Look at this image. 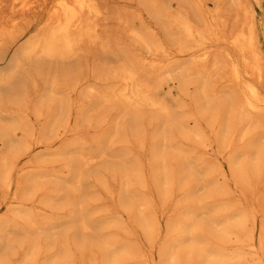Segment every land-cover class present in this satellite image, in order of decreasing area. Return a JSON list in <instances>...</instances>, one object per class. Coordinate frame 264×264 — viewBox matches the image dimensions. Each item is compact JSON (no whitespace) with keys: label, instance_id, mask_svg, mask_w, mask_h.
Returning a JSON list of instances; mask_svg holds the SVG:
<instances>
[{"label":"bare ground","instance_id":"bare-ground-1","mask_svg":"<svg viewBox=\"0 0 264 264\" xmlns=\"http://www.w3.org/2000/svg\"><path fill=\"white\" fill-rule=\"evenodd\" d=\"M229 1H231L230 3L235 4L239 8H241L242 11H243V13H244V17H243L241 23L237 27L232 28V29L229 27V24H228V19L229 18H227V17H226L227 19L224 18L225 15L222 14L223 12L220 10V8L222 7V6H220L222 0H0V141L2 142V144H5V143L7 144L6 145V148L8 146V151L7 152L0 151V172L2 171L3 172V175L5 174L4 182L3 183L1 181L0 182H1V184L4 185L3 188H5V191L7 193V197L5 198V200L3 199L4 200L3 204L6 203V202H10L11 204H13L12 207L14 205L17 206L18 205L17 203H19V201L21 200V198H23V195L20 194V187L22 186L21 185V180H20V178H21L20 177V174H18L19 177L17 176L18 179L14 180L13 177H12V174L13 173L10 170L14 167L13 166L14 165L13 163H15V160L14 159L16 158V159H18V161L20 160L16 156L19 155V154H21L20 155L21 158L27 156L32 151L34 145H45V146H52L53 145V142L51 143V142H47L46 141V139H45V135L46 134L44 133L45 131H47L49 133L47 135L56 134V136H58V135L59 136L66 135L68 132L71 133V131L73 129V126H72L73 124L71 125L72 126V129L71 128H68V124L71 123V119H73L72 116L74 118L75 117L76 118L77 117L78 118H80V117L81 118H85V119L89 120V122H90L91 121L90 120L91 118H89V117H92V119H93V116H91V115H93V114H96V115L97 114H100L102 112V106H104V105L106 106V104H108V103H110L109 107L112 106L111 103H117L118 104L117 107H120L119 104L120 105H123L124 108L126 107L125 110L128 109L126 111H129L128 112L129 114H130V112H132L131 114H133V117H134V115H136V113L138 111L140 112L139 109L141 107H143V106H144L143 108H146V109H144L145 111L149 107H153V108H156L158 111L161 110V111H163V112H165L167 114L168 112H167V109L166 108L168 107V105L166 104V106H163L165 103L161 102V99L159 100V98L157 96H159V94H160L159 91L163 87V84H167L168 83V78L171 75L173 76L172 77V80L175 81L174 83H178L180 87H181V85L183 87V86H186V84L189 83V82H193L194 83V81H195V83L197 84L199 82V80H198V78H196L197 76H195V75H199V78H200V74H202L203 71L208 75L210 72H212V71H209V69H208L210 66L211 67H217L218 70L221 71V72L224 71L225 69L228 71L227 82H230L233 86L232 87H229L230 92H227V98L229 97V99L227 100V104L225 102L222 103V104H224V105L221 106V108H223L222 110L224 111V112L221 111V114L222 115H219L220 114L219 111L221 110V108H220V110L217 108L218 109V112H219L218 115L220 116V119L222 118L220 120V122L221 121L224 122L223 123V126L225 128V129H223L224 130V133L225 132L226 133L231 132L232 128L234 126H236L237 123H239L238 121H241L243 118H246L247 115L250 116V114H251V116H252V113H254L253 117L254 116H257L258 117L261 114L264 115V54H263L262 49H261V46H260V36H259V32H258V29H257V22H256V11L252 7L250 8V6L247 5V3L243 2L242 0H229ZM225 2L226 1H224L223 3H225ZM220 13H221V15H224V17L220 16L219 15ZM235 16H237V14ZM239 17H240V15H239ZM237 20H239V19L237 18ZM238 23H239V21H238ZM221 43H224L225 45L224 46H221V47H218L217 49L214 48L215 47V44H221ZM215 51L217 52L216 54L214 53ZM186 55H188L190 57L188 62H187L188 59L185 58L187 63L185 62V59H184V57ZM221 57H223V59H224L225 62H222L220 60ZM206 69H208V71H209L208 73H207V70ZM191 74H195L194 76L198 80V82H196V80H194V78H193L194 81H190L189 80L190 79L189 75H191ZM210 74L208 75V77L209 76H213L214 77V75H210ZM43 75L45 76L44 79L46 78V82H48V84H49V85L47 84L48 85V88L47 89H46V87H43V88H45L48 91L46 93L47 94L49 93L48 95H50V96H48L47 94H46L47 96L45 94H41V95H43V96L45 95L46 97H50V101L47 100L49 98H47L46 99L47 101H45V100H42V98H39V97H38L39 98L38 99L37 96H36V93L39 91V81H38V78L39 77H42ZM214 78H216V77H214ZM185 79L186 80L188 79L189 81L187 82ZM207 79H209V78H207ZM210 79L212 80V82H213V80L215 82V79H212V78H210ZM202 81L205 82L207 80H205V78H204V80H202ZM214 82H213V84H214ZM184 83H186V84H184ZM204 84L205 83H203V85L200 86V89L199 90H200L201 98H203L205 101L208 102V100L210 101V99H208V98L211 97V96L208 97V92L206 91V88H205L208 84L206 83V86H204ZM42 86H44V85H42ZM179 86H178V89H179ZM43 88H41V89H43ZM45 89H43V90H45ZM237 89L240 91V95H241V97L239 96L240 101H239V99L237 100V96H236V93H235L236 92L235 90H237ZM181 90L179 89L180 92H183ZM45 91H43V93ZM208 91L209 92L211 91L210 88H208ZM168 92H169V90H168ZM180 92H178V93L180 94ZM215 92L216 91H214V94H216ZM39 93H42V92L39 91ZM72 93H78V94H80L82 96V98L85 99L82 102L87 101V106L84 104L83 106H80V108H79V106H78L79 103L77 101H75V102H77V106H78V107L77 106L76 107L79 108V109L76 110V111L75 110L72 111V108L69 105V101H70V103L72 102L71 100H69L70 99L69 96ZM211 93H213V92H211ZM211 93H209V94H211ZM222 94H223V92H222ZM80 95H79V97H81ZM43 96H41V97H43ZM78 98H76V99L78 100ZM191 99H193V98H191ZM203 99H202V101L204 102ZM35 100H37V102L39 100V104L36 103L37 104L36 107L35 106L33 107V105H35V104H33ZM194 100H195V98H194ZM203 102L201 103V105L203 104ZM217 102H219V101H217ZM30 103H32V105H30V107L32 106L33 109H32V107L31 108L28 107V105ZM191 103H189V104H191ZM195 103H196V101H195ZM175 104H173V105H175ZM211 104H213V103H210L209 108L212 110V109H214V107L211 108L213 106V105L211 106ZM216 104L219 105L218 103H216ZM183 105H185V104H183ZM183 105H182V107H176V110L178 108H179V110L181 108H183ZM201 105H199V107L201 109H203L202 107H203L204 104L202 105V107H201ZM84 106H86V107H84ZM98 106H99V108H98ZM113 106H116V105H113ZM206 106H207V103H206ZM233 106L235 108H233ZM107 107H108V105H107ZM219 107H220V105H219ZM24 108H26V109H24ZM27 108L32 109L31 110V114H33L36 117L35 120H37V119L39 120L40 119V116H41L42 119L43 118L45 119L46 122H44V119H43L42 126H41V124L39 125V127L41 126V129H40L41 131L38 130L39 127L37 128L38 133H41L42 132L43 134L42 135L40 134V136L35 137L34 140H33V142L32 143H29L27 141L28 138L26 137V139H25L24 138L25 137V134L23 133L24 134V137L22 139L23 140L25 139V141H23L22 139L21 140L20 139L19 140L14 139V140H16V142H14L12 140V138H11V137L15 138L13 136V133H15L16 130H18V131L19 130L24 131L27 128V126L24 124V121L25 120L23 121V119L25 117L24 118L22 117V114H23L24 110H27ZM120 108L122 109V106ZM187 108H189V107H187ZM103 109L107 111V109H105V108H103ZM109 109L111 110V108H109ZM169 109H170V107H169ZM169 109H168V111H169ZM206 109H203L202 112H206V111H204ZM150 110L151 109H148L147 111L149 112ZM183 110H184V108H183ZM187 110L188 109H186V111L184 110V112H187L188 113ZM113 111H115V110H113ZM122 111H124V109ZM126 111L124 112L126 115L125 114H122V113H121L122 115L120 113L119 114L122 117H124V115H125V117L126 116L132 117V115L130 116L129 114H127ZM147 111L144 112V113H146V115H148ZM173 111H175V109ZM108 112H106V113H108ZM199 112H201V111H198V113ZM111 113L112 112L110 111L109 114H111ZM115 113H113V114H115ZM144 113L141 112V114H143V115H144ZM175 113H170L169 116L168 115L167 116L168 117H173L172 115H175ZM101 114L104 115L103 113H101ZM151 114H153V111H152ZM157 114L159 115V113H156V115ZM255 114H258V115H255ZM42 115H43V117H42ZM180 115H182V113H180ZM186 115H188V114H186ZM45 116H46L47 119L50 117V122L49 123H48L47 119L45 118ZM167 116L166 117L164 116L166 119H163V120L162 119L157 120L156 119L157 116L155 118L157 121H161L162 127H161V124H159V125H160V128H162L163 132H165L163 125L165 123H167V124L164 125V126H166L169 123H171V121H167ZM176 116L177 115H175V118H176ZM221 116H223V117H221ZM6 117H9V120H11L10 119V117H11L12 120L15 121L14 122V125L11 122L10 124H12V126H10L6 122V119H7ZM98 117L101 118L100 116H98ZM133 117H132V119H133ZM139 117H140V115H139ZM178 117H180V118L182 117L183 118V116H178ZM262 117L263 118H261V116H260L261 121L264 120V116H262ZM78 118H77V121H78ZM189 118L191 119L192 117L189 116ZM256 118H255V120H256ZM75 119H74V122H77V121H75ZM108 119H106V120H108ZM111 119L113 121H111V120H109V121H111L113 124H115V122L117 121L118 118L116 117V119H115L114 117H111ZM176 119H178V118H176ZM247 119H249V118L247 117ZM79 120H81V119H79ZM100 120L101 121L103 120L104 122H106V120L104 119V117H103V119L101 118ZM136 120H138V119H136ZM143 120L145 121V119H143ZM165 120H166V122H164ZM251 120L253 122L252 125H254L256 123V121L254 123V119H251ZM82 121H83V119H82ZM94 121L96 123L97 118ZM179 121H180V123H182V124H179V130H181L180 132H185V134H184V136H185L187 134V132L185 131V129L187 128V124H186V128H184V126H185L184 125L185 124L184 121L183 120H179ZM181 121H183V122H181ZM217 121H219V119ZM27 122L28 121H26V124H28ZM60 122H62V123L60 124ZM91 122H93V121H91ZM91 122H90V124H92ZM98 122H100V121L98 120ZM104 122L99 123V125H102V123L104 124ZM127 122H129V124L131 123L130 126L127 124ZM176 122H177V120L175 121V124H176ZM222 122L221 123H218V124L221 125ZM43 123H46V124H44L45 125L44 126L45 131H44V129H42L43 128ZM110 123L108 122L107 125L108 124L110 125ZM123 123H126L127 124L126 126H129V127H131V125L134 124V123L132 124V122H130V121H126V122H123ZM156 123L154 122V125L155 124L158 125V123H160V122H156ZM193 123H195V122H193ZM116 124L114 125V128L120 126V125L118 126ZM122 124H121V126L123 127L124 124L123 125ZM61 126H62V129H61ZM168 126H167V128H170V126L169 127ZM134 127L135 126L133 125V129H134ZM145 127H146V125H145ZM135 128H137V127H135ZM139 128L137 130H140ZM174 128H178V127L174 126ZM133 129H131V133H132V130ZM112 130H113V126H112ZM126 130H128V129H126ZM126 130L124 129V131L122 130V132H125ZM134 130H136V129H134ZM32 131H33V129H32ZM118 131H119V129L118 130L116 129L115 131L113 130L114 134H112V136L110 135L111 134V131H110V134H107L108 137H107L105 131H104L105 132L104 134L106 135L107 138H112V137L116 136V134L118 133ZM197 131H200V130H197ZM220 131H218V132L220 133ZM101 132L103 133V131H101ZM108 132H109V129H108ZM122 132L120 131V133H122ZM152 132H153V129H152ZM180 132L178 134H180V137H181V133ZM60 133H62V134L60 135ZM133 133H135V132H133ZM133 133L131 134L132 135L131 137L135 136V134H136L135 133L133 135ZM137 133H139V132H137ZM141 133H143V132H141ZM141 133H139V134L141 135ZM155 133H156V129H155L154 134ZM161 133L162 132H160V134ZM72 134H73V132H72ZM124 134H126V132ZM127 134L129 135V133H127ZM157 134H158V132H157ZM160 134H159V136H160ZM165 135H166L165 133L162 135L163 136L162 139L166 142L167 137ZM98 136H100V133L99 132H98ZM109 136H111V137H109ZM125 136H123V137H125ZM151 136H152V134H151ZM171 136H173V135H171ZM61 137H59V138H61ZM77 137L78 136H75V138H77ZM226 137L224 136V138H226ZM78 138L81 139V137H78ZM78 138L75 139L74 141L72 139V141L74 142V144H75L76 140H79ZM95 138H96V136L93 138V140ZM99 138H102V136L99 137ZM115 138L118 139L117 136ZM133 138H132V140L135 139V138L134 139ZM173 138L171 137V139L174 140V141H172L170 139H168V140H170L171 142L174 143L175 142V138L174 139ZM31 139H32V137H31ZM151 139H153V138H151ZM70 140H71V138H70ZM95 140H94V143H96ZM103 140H104V142L106 144L105 145L104 142H102L104 144L103 146L104 147L107 146V148L104 149V147L101 146L102 149L100 151H102L103 149H104V152H105L106 149H107L106 151H110V149H112V147L111 148L109 147L110 149L108 148V145H109L108 142H110V141H108V139H107L108 142L105 141L106 139H103ZM115 140L113 139L112 140V143L113 142L115 144L118 143L119 140L117 142H115ZM120 140H122V137H121ZM158 140H159L158 142H160L159 143V146H160V144L162 142H161V139H158ZM83 141L85 142L84 138H83ZM124 141H126V140H124ZM256 141L257 140H255V142ZM71 142H69V143H71ZM88 142H89V139H88ZM88 142H87V145H90V142L89 143ZM141 142L144 143L143 140ZM80 143L81 142H79V146L81 147L82 144L80 145ZM126 143H127V141H126ZM167 143H168V145L171 144L169 142H167ZM76 144H77V142H76ZM115 144H111V146H113ZM176 144L177 143H175L173 145V147L176 146ZM66 145H68V144H66ZM92 145H93V141H92ZM92 145H90V146H92ZM116 145H118V144H116ZM162 145L164 146V144H162ZM178 145L180 146L181 144H178ZM68 146H73V145L71 143ZM79 146L78 147L75 146V147H77V149H78ZM83 146H84V144H83ZM85 146H86V144H85ZM90 146L89 147L87 146V147L91 151V148L92 147L90 148ZM75 147L73 149H75ZM94 147H96V146H94ZM140 147H143V146L141 145ZM165 147H167V146L165 145ZM165 147H162V148H165ZM170 147H172V146H170ZM181 147H182V145H181ZM175 148L177 150V147H175ZM57 149L60 150L59 148H57ZM82 149H85V148H82ZM94 149L96 150V148H93V150ZM119 149H121V152H122V148H119ZM178 149H179V147H178ZM49 150H48V152L51 151V150L50 151ZM62 150L65 151L66 149H62ZM62 150H61V153H62ZM81 150H78V151L81 152ZM114 150H113L112 153H114ZM166 150H168V149H166ZM173 150H175V149H173ZM179 150H181V151H179ZM179 150L178 151L180 153H182V154L186 151V150L185 151L182 150V148L179 149ZM258 150H260L259 152H261L262 149H258ZM258 150H256L257 151L256 155L255 154L254 155L250 154V155H252V158H253V156H255L256 159H257V161H256V159L254 157V159L252 160V162L250 161V163H253L254 165H256V167H255L252 164L254 166L253 168L254 169L257 168V170H258V168H260L261 165L264 168V152L258 153ZM72 151H74V150H72ZM84 151L86 152V150H82V152H84ZM92 151H91V154H92ZM98 151H99V149H98ZM154 151L156 152V150H154ZM182 151H184V152H182ZM262 151H264V150H262ZM56 152H57V150H56ZM82 152L80 153L81 155H82ZM85 152L83 153L82 157H81V155H78L77 152H75L77 154L75 156L74 155L73 156L74 157L78 156L79 161L81 163L80 158L83 159L86 156V155L84 156ZM96 152H97V150H96ZM169 152H170V149H169ZM186 152L188 153V151H186ZM50 153H53L54 157H56L57 155H59V154H57L58 152L56 153L57 155L55 154V150H52V152H50ZM70 153H72V152H70ZM70 153L69 154L67 153V155H65V156H68V157H64V153H63L62 154L63 156L61 155L62 156L61 159L63 157H64V159L65 158H70L71 157L70 155H72ZM98 153H99V155H100V153L102 154V152H98ZM124 153H127L126 150H125ZM160 153H162V152H160ZM170 153L173 154L172 150H171ZM245 153H247V152H243V150H242L241 153L236 152L233 155V158L231 159V161L229 162V167L230 168H234L236 170H239L242 175H244L243 173H244V170L246 169V168L244 169V167H246V166L243 165V164L242 165L244 167L241 166V164H239V162L242 160L241 157ZM15 154H16V156H15ZM91 154L89 152V156ZM93 154H94V152H93ZM106 154H107V152H106ZM108 154H109V152H108ZM115 154H116V152H115ZM117 154L120 155V153L118 152V150H117ZM87 155H88V153H87ZM99 155H97L96 153L94 154V156H98L99 157L98 160L104 159V157L106 158V155L103 157V154H102L101 157H103V158H100ZM124 155H126V154H124ZM124 155H123V157H125ZM157 155L158 154L154 155V157L157 156ZM164 155H165V152H164ZM173 155H175V154H173ZM250 155L248 154L249 157H250ZM11 156H13L14 162H11L12 161V158H11V161H10V157ZM121 156H119V158L112 159L113 160L112 162H115L114 160L120 159V161H116L118 163L116 165H119V163L121 164V159L123 158V157L121 158ZM175 156H177V155H175ZM181 156H183V155H181ZM59 157H60V155H59ZM87 157L88 156H86L84 159H87ZM98 157H93V158L89 157L87 160H89V161L91 160L92 161V160H94V158H98ZM112 157L114 158V155ZM131 157L132 156L130 155V158ZM245 157H246V154H245ZM49 158H47V159H49ZM71 158L69 160H71ZM107 158L110 161L111 156H108ZM127 158H129V157H127ZM130 158L128 160H130ZM160 158H163V156H161ZM196 158L198 160V157H196ZM252 158H250V160ZM57 159H59V162H60V158H57ZM57 159H56L55 162H57L56 165H59L60 163H58ZM126 159H124V160H126ZM246 159H249V158H246ZM31 160L30 161H27V162H24L21 166L19 165V166L16 167V165H15V167H16V170L15 171H21V170H23L25 168L26 164L29 167L30 166V162H32L31 165L34 164V161L33 160L31 161ZM69 160H66V162L69 161ZM72 160H74V158ZM124 160L122 161V163L124 162ZM131 160H130V164H132ZM162 160H164V159H162ZM197 160L195 159V161L197 163H199V161H201L200 159H199V161H197ZM243 160H245V159H243ZM18 161H16V162H18ZM62 161H63V159H62ZM104 161L106 162L108 160H104ZM104 161H101V162L102 163H105ZM188 161L190 162V160H187V162ZM247 161L248 160L244 161V163L247 162ZM66 162H64V163H66ZM76 162H78V161L76 160ZM76 162L75 161L73 162V166L74 167L72 169L77 171V169L79 170L80 168H75V166H78V163H79V162L78 163H76ZM84 162L86 164V161L85 160H83V163ZM101 162L99 164H101ZM67 163L69 165V162H67ZM70 163H72V162L70 161ZM74 163H75V165H74ZM115 163H112V164H115ZM169 163H170V161H169ZM191 163H189V164H191ZM195 163H194V165H197ZM88 164L89 163H87L86 165L89 166ZM134 164H132V165H134ZM80 165L81 164H79V166ZM101 165L104 167L103 168L104 171H105V168H107V169L109 168V170H111L110 169L111 166L109 167V163H108L107 166H105L106 164L105 165L101 164ZM101 165L100 166H96V168L98 167L97 169H99V167H101ZM110 165H111V163H110ZM125 165H126V163H125ZM132 165H130V166H132ZM183 165H185V162L182 163V167H183ZM187 165H188V163H187ZM63 166L64 165H62L61 167L63 168ZM69 166L72 167V164L69 165ZM87 166H84V167H86V170L88 168L91 169V167H88L87 168ZM120 166L121 165L118 166L119 169H120ZM130 166H129V169L132 170V167L130 168ZM167 166H169V165H165V162L162 163V171L160 173V178L162 177L161 178L162 181L164 180L163 183L165 182L166 185H169L168 184L169 183V179L172 178V177L169 178V176L167 174ZM179 166H180V163H179ZM190 166H192V165H190ZM190 166H189V168H190ZM198 166H200V165L198 164ZM198 166H196V167H198ZM61 167H58V168L61 169ZM70 167H68V170L71 169ZM134 167L137 168V169L140 168L139 166H134ZM159 167H160V170H161V165ZM185 167L186 166H184V168ZM196 167H193V168H195L196 170L199 169V168H196ZM205 167H207V166H205ZM30 168H32V167L30 166ZM64 168H65V166H64ZM96 168H95V171L97 170ZM113 168H115V167L113 166ZM184 168H182V169H184ZM56 169L55 170H51V171L52 172L54 171V173H56L55 172ZM101 169H99V170H101ZM124 169H126L127 171H129L128 170V164H127V168L125 166ZM13 170L14 169H12V171ZM62 170H64V169H62ZM109 170L107 172H109ZM115 170L117 172V168H115ZM115 170L112 173V176L111 177H114ZM120 170H123V169H120ZM139 170H137V171H139ZM184 170H186V169H184ZM215 170H217V167H216ZM249 170H250V166H249V169L248 170L246 169L245 171L247 172ZM257 170L256 169H255V171L253 170L254 173L255 172L258 173L259 171L257 172ZM25 171H26V169H25ZM38 171H40V169H38ZM43 171L44 170H41L42 176H43V173H44ZM81 171H83V170H81ZM81 171L79 170L78 173L76 172L77 175L75 176L73 174V172H75V171H71L70 170L69 172H72V174H73L72 176L74 177L73 180L71 179L70 182L68 181L71 185L68 184L69 185L68 186V185L64 184L65 186H63L62 184H60L62 186L61 188H64L66 186L68 187V188H66L67 191H68V193H70V192L71 193H74V194L77 193V196L76 197H78L79 196V193H81V191H80L81 186H82L81 185V183H82L81 179L84 180V181L87 179V178L83 179V177H85L87 174H85L84 172H81ZM95 171H92V172H95ZM104 171H102V172L103 173H107L106 171L105 172ZM192 171L190 173H192ZM203 171H205V170H203ZM59 172H62V171L59 170ZM80 172L81 173H84L85 176L81 177L82 174ZM92 172H89V173H92ZM179 172L181 173L180 169H179ZM21 173H22V171H21ZM48 173L51 174L50 171H48ZM190 173H189V175H190ZM193 173H194V171H193ZM41 174L40 175L38 174L37 176H39V178H40ZM56 174L61 175V173H56ZM109 174H111V173H109ZM109 174H108V176H110ZM204 174H206V171H205ZM218 174L223 178V180L226 179V176H227L226 175V170L224 169V166L223 165L220 166V169L218 170ZM0 175H2V174L0 173ZM66 175H64V176H66ZM91 175H93V174H91ZM117 175H118V177H120V179H122L124 177L123 176L121 178V176L118 173H116L115 176H117ZM173 175H174V177L176 176L175 174H173ZM189 175H187L188 178H189ZM197 175H200V174L198 173ZM197 175L195 173V175H190V176H197ZM246 175H248V174L245 173L244 177ZM250 175H252V174L250 173ZM33 176H34V174H33ZM37 176H36V178H38ZM42 176H41V178H42ZM46 176L47 175H45V177ZM62 176H63V174H62ZM93 176H96V175H93ZM97 176L95 177V179L97 178ZM200 176L199 177L197 176L198 179H200L202 177V176L201 177ZM48 177L49 178H47V180L50 179V176L49 175H48ZM52 177H51L52 179L50 181H53V179H56V178H54V176H52ZM69 177H66V178L68 179ZM180 177H182V176H180ZM185 177H186V175H185ZM204 177L206 178V175H203L202 178H204ZM212 177H213V175H212ZM98 178H99V180H95L94 178L93 179L100 184V182H102V180H101L100 176H98ZM139 178L140 177H138V179ZM182 178H180V179L182 180ZM202 178L200 179L201 181L206 180V179H203L202 180ZM60 179H61V177H60ZM142 179L144 180V178H140V180H139L140 182H138V180L136 178L137 182H135V183H137V185L139 186L140 185L139 183L145 181V180L144 181H141ZM198 179H196V180H198ZM45 180L44 181L42 180V181L45 182ZM57 180H58V178L56 179V182L59 181V180L58 181ZM130 180H133V182H134L135 181V178L134 179H130ZM38 181L39 180H37V182ZM121 181L122 182H125V180H121ZM162 181H160L161 182V185H162ZM206 181H204V182H206ZM43 182H41V183L42 184H45L46 183V182L45 183H43ZM63 182H61V183H63ZM71 182H73V183H71ZM97 182L96 183L94 182L95 186H96V184L98 186V183ZM204 182L202 184H204ZM65 183H67V182H65ZM127 183H129L128 184L129 187L132 188L131 187L132 185H130V182L128 181ZM165 183H164V185H165ZM206 183H209V182H206ZM42 184H40V185H42ZM232 184H233V182H232ZM104 185H106V184L104 183ZM141 185H143V184H141ZM170 185H172V183ZM207 185H210V184H207ZM42 186H38V187L41 188ZM90 186H91V184H90ZM90 186H88L89 187V190L91 189ZM124 186L127 187L126 184H124ZM124 186H123V189L125 188ZM138 186H136V187L140 189L141 187H138ZM180 186L182 187L183 185H180ZM34 187H36L35 189H38L37 186H34ZM99 187H100V185H99ZM129 187H127L126 189H129L130 190ZM142 187L144 188V187H147V186H145V184H144V186H142ZM101 188H103V187L101 186ZM143 188H141V189H143ZM207 188H209V187H207ZM207 188H205V189H207ZM48 189L49 188H47V190ZM52 189H54V188H52ZM59 189H60V187H59ZM41 190H43V189H41ZM84 190H86V188ZM104 190L107 191V188L104 187ZM110 190H112V189H110ZM133 190L136 191L134 188H133ZM203 190H204V187H203ZM61 191H62V189L58 190L57 191V194H59V193L60 194H63V193H61ZM94 191H95V188H94ZM94 191L93 190L91 191L92 192V195L94 197L90 194V192L89 193L86 192L87 194H90V199H88V196L89 195H87L88 201L89 200L91 201L92 200L91 199L92 197H93V200H96L94 198H95V195H96L97 192L95 191V194H94ZM109 191L107 193H109ZM131 191H132V189L129 192H131ZM134 191H133V194H135V195H133V196L136 197V195H137L136 192H138V191H136V192H134ZM45 192H46V190H45ZM45 192H43V194ZM48 192H49V190H48ZM54 192H56V191H54ZM111 192H110V194L112 195ZM124 192H126V190ZM127 192H128V190H127ZM166 192H167V190H166ZM51 193H52V197H54L53 196V192H51ZM183 193H185V192H183ZM48 194H50V193H48ZM125 194L121 195L122 198L124 197ZM129 194H132V192L129 193ZM186 194L188 195L189 193H186ZM64 195H65V191H64ZM84 195H85V193H84ZM164 195H166V193H164ZM187 195H185V196H187ZM1 196H3V195H1ZM57 196L58 195H56V197H55L56 200H57ZM68 196H70V194ZM127 196H129V195H127ZM64 197H63V199H64ZM76 197L73 196L72 199L74 198L73 200L75 201V199L77 200ZM135 197H132V195H130V199L132 198V200L135 199ZM55 198H53V199L51 198V199L54 200ZM60 198H59V200H60ZM70 198L68 197V199H70ZM80 198L83 199V197H80ZM124 198L127 200L126 195H125ZM215 198H216V196H215ZM0 199L2 200V198H0ZM73 200H72V202H73ZM79 200L77 201V203H79ZM85 200H86V196H85ZM119 200L122 201L121 198H119ZM128 200H129V198H128ZM63 201H65V199ZM47 202H49V206L48 207H50V204H51L50 203V199H49V201L47 200ZM123 202L125 203V201H123ZM55 203L57 205L59 203V205H60L61 204V201H58V202H55ZM82 203H84V201ZM118 204H121L122 205L123 203H121L119 201ZM125 204L123 206H125ZM198 204H200V202ZM53 205H54V202L52 201V204H51V207L50 208H54L55 209V207ZM63 205H65L64 202L62 203V206H60V208L63 207ZM80 205L77 206V204H76L74 206L77 208V207H80ZM84 205H85L84 207H86V209H87V204H84ZM121 205H120V208L122 207ZM9 206L11 207V205H8L7 207H9ZM81 206L83 207V205H81ZM19 207H18V209H16L17 210L16 212L18 214L17 216H19V218H21V220L23 221V223L26 225V226L23 225L22 228H20L21 226H19V228L20 229H23V227H26V228H29L31 231L33 230V228L36 229L38 224L35 222V220L39 217V215L37 214L38 217L36 216V218H34L35 220H33V217H35L34 215H36V214H34L30 210H29L30 212L28 211L29 213H24V211H25L26 208L24 207L25 208L24 211H21V210H19ZM45 207H47V205ZM68 207H70V206L69 205L67 206V208H66L67 210H68ZM71 207H72V205H71ZM82 207H80V209H83L84 208V207L83 208ZM191 207L192 206H189L186 209H189ZM197 207L198 208L196 210L198 212V209L201 210L202 207H206V206H204V205L202 206V204H201V206H198L197 205ZM42 208H43V206H42ZM60 208L58 207V209H60ZM63 208H65V207H63ZM94 208H95V206H94ZM192 208H194V206ZM195 208H196V206H195ZM74 209H72V211ZM149 209H151V208H149ZM67 210H65V211H67ZM90 210H92V209H89V211ZM97 210L98 209H96V211ZM241 210H243V209H241ZM26 211H27V209H26ZM50 211H52V210H50V209L48 210L49 215H50ZM55 211L56 210H54V212ZM72 211L70 210V215L71 216H72ZM83 211H84V209L82 211H79V214L82 213ZM86 211H88V210H86ZM67 212L69 213V211H67ZM67 212H65V213H67ZM189 212H187L186 215H188ZM249 212L251 213V211H249ZM31 213L33 214V217L30 216ZM51 213L53 214V212H51ZM65 213L63 214V212H62L63 216L65 215ZM90 213H91V211H90ZM94 213H95V211H94ZM209 213L211 214V212L208 211L207 216H208ZM234 213H236V211ZM239 213L240 212H237V214H235V215H232V213H231V215H229L230 217L233 216L232 218L235 219L236 223H235V221L233 222V219L232 218H231L232 221H231V219H229V221H228L227 216H224L222 218V217H219V216L215 217V215H214V217L212 215L209 218L206 216V219L204 217H202L203 219L201 218V220L200 219L199 220L201 222L203 221L202 224H206V223H204L205 220H206V222H208L210 224L209 227H214L215 229L218 227L217 228L218 230L216 229V231L220 232L221 235H222V237H223V239H225L224 236H230L233 233V231H232L233 229H232L231 226H224L223 225L224 221L227 220L228 223L231 221L229 223L230 225H232L231 223H235L236 224V228L237 227H240V226L242 227L243 224H245V222L247 224V221L246 220L249 221V219H246V215L247 214L245 215V214H239ZM79 214L77 213L78 216H79ZM184 214H185V211H184ZM202 214H203V212H202ZM202 214H200V216H205V214L204 215H202ZM41 215H42V213H41ZM67 215L69 216V214H67ZM84 215H86V214L84 213ZM74 216H75V214H74ZM80 216H83V215H80ZM131 216H133V215H131ZM142 216H144V214ZM171 216H173V215H171ZM252 216L253 215H251V217ZM43 217L40 218L41 222H42ZM46 217H48V216H46ZM55 217H52V218L55 219ZM84 217L86 218V216H84ZM107 217H109V216H107ZM145 217L146 216H144V219H145ZM184 217H185V219L184 218H182V219L185 222L182 223V225H181L182 227L180 228V230H182V231H179V228H178V231L181 233V235H180V233H178V235H180L179 236V239H182L181 241H183V237H185L184 240L187 242V244L184 245V246H186L185 247L186 248L185 249L186 251H184L185 253L184 252L182 253V254H184V255H182L184 258L181 259L182 256H179L180 258L178 256H176V255H179V253L178 254H175V251H174L175 248H174V250L173 249L168 250V251H170L169 254H168L169 256L167 255L168 258L166 257L167 259H165V260H168L169 259L170 263L171 262L172 263H176L178 261L183 260V261H181V264H215L216 261L222 260L223 257H224V255L222 253V249L224 250V248L222 246H220V244H218V243H216V244H214V243L213 244H210V243H208L209 241L206 243V241H204V239L207 238V240H210L211 237L209 238V236H206L204 238V236L201 233V231H203V230H201V228H198L200 232L197 231V226L198 227L201 226V224H198L197 225V223H199V222H197V220H198L197 214H195V212L192 211L191 212V218L188 216L189 219H187L185 215H184ZM49 218H50V216H49ZM52 218H51V220H52ZM141 218H140V220H141ZM54 219H53V221L58 222L57 220H54ZM66 219H68V217ZM66 219H65V222H66ZM144 219H143V223H144ZM207 219H208V221H207ZM8 220L4 219L3 218V215H0V238L1 237H4L1 234L3 232H7V238H8L9 237L8 230L10 229L9 227H11V230H13L12 228H14V227L17 226V222L15 220L10 221L11 218L10 219L8 218ZM46 220H49V219L47 218ZM68 220H67V223L69 221H71V220H69V221ZM72 220L75 223L76 221H78V218H76V219L73 218ZM89 220L91 222V219L90 218H89ZM89 220L87 219L86 221H89ZM180 220H179V222H180ZM43 221H45V220L43 219ZM110 221H112V220H110ZM146 221H147V223L149 222V220H147V218L145 219V222ZM186 221H188V222H186ZM107 222H108V219H107ZM179 222H177V224ZM49 223H50V221L48 222L47 226L49 225ZM105 223L106 222H104V224ZM173 223H175V222H173ZM228 223H226V224H228ZM57 224H60V223H57ZM57 224H55V225H57ZM76 224H77V222H76ZM207 224L205 226H208ZM60 225H62V224H60ZM86 225H88V222H87ZM86 225L84 223H82V221H81V223H79V226L76 225L78 227V228L77 227L76 228H77V230L79 228L81 230H83V229L86 228ZM94 225H96V224H94ZM113 225H114V222H113ZM179 225L180 224H178L177 226L180 227ZM49 226L51 227V225H49ZM66 226H68V224H66ZM102 226H103V224H102ZM232 226H234V225H232ZM244 226H246V225H244ZM43 227H44V225H43ZM43 227H41V228H43ZM58 227H60V226H58ZM49 228H47V229H49ZM52 228H54V227H52ZM56 228H54V229H56ZM92 228H93V226H92ZM109 228L110 227H108V229ZM159 228L160 227H158L157 229H159ZM258 228H260V227H258ZM44 229H46V228H43V231H44ZM54 229H49V230H51V232H52V230L54 231ZM99 229H101V228L99 227ZM17 230H18V228H17ZM17 230H13V231L16 232ZM40 230H42V229H40ZM56 230L58 231L59 229H56ZM136 230H138V229H136ZM263 230H262V232H263ZM38 231H39V229H38ZM101 231H103V230H101ZM131 231H132V229H131ZM164 231H166V230H164ZM249 231H247V234L249 233V235H250L252 233V231H251V233ZM36 232H37V229H36ZM44 232H46V231H44ZM242 232H244V230ZM10 233H12V232H9V234ZM17 233H18V231H17ZM17 233L16 234L14 233V234L17 235ZM253 233H254V231H253ZM259 233H261L260 230H259ZM18 234H20V232ZM107 234L109 235V233H107ZM240 234H243V233H240ZM261 234H258L257 237L256 236L253 237V235L251 237H249V235H248V238H247L248 240H247V242L245 241L246 242V245H247V250L249 248V250L251 251V253L254 256H256V260H255L256 263L255 264H262L263 255L260 256V254H259V250H260L261 244H262ZM3 235H6V234H3ZM21 235H24V234H21ZM71 235H72V233H71ZM154 235H155V233H154ZM221 235L219 237H221ZM39 236H40V234H39ZM62 236H64V235H62ZM100 236L102 238V235H100ZM103 236H104V238L105 237H108V236H106V234H103ZM112 236H113V234H112ZM181 236H183V237H181ZM243 236H242V238H243ZM34 237H36V236H34ZM49 237H51V236H49ZM70 237L71 236H69V238H68L69 240H70ZM109 237H111V236H109ZM234 237H236V234L234 235ZM64 238L65 237H63L62 239L64 240ZM113 238H112V240H113ZM176 238H177V241H178L179 240L178 239V236L175 237V239ZM216 238L219 239L218 237H216ZM216 238H215V240H216ZM236 238L238 239V237H236ZM4 239H6V238H3V240ZM43 239H44V237H43ZM78 239H80V238H78ZM108 239L109 238H107V241H108ZM223 239H221V242H219V243H221V245H222ZM235 239H234V241H235ZM50 240H51V238H50ZM93 240H95V239H93ZM153 240H155V239H153ZM244 240H246L245 236H244ZM64 241H66V239ZM100 241H101V239H100ZM179 241H178V243H180ZM26 242L27 241H25V243ZM110 242H113V241L110 240ZM110 242L109 243L107 242L106 245L110 244ZM118 242H119V240H118ZM171 242H173V239H172ZM7 243H9V242H7ZM46 243H48V242H46ZM67 243H68V241H67ZM70 243L71 244L72 243L74 244V242H71V240H70ZM102 243L103 242H101L99 244L102 245ZM114 243H115V241L112 244H114ZM178 243H176L175 245H173V247L174 246L176 247V245ZM224 243H225V241H224ZM230 243L231 242L229 241V246L231 245ZM2 244H3V242H2ZM30 244H31V241H30ZM104 244H105V242H104ZM112 244H110V245H112ZM31 245H32L31 246V251H32L33 250V244H31ZM61 245H59V248H60ZM63 245H64V242H63ZM119 245H121V243H119ZM119 245H116V246H118V248H119ZM180 245H182V244L180 243ZM1 246H3V245H0V248H1ZM168 246H169V244H168ZM44 247H45V245H44ZM81 247H83V245H81ZM98 247L99 248H103V249L104 248L107 249V246L100 247V245H99ZM149 247H150V245H149ZM178 247L179 246H177V248ZM9 248H10V246H9ZM72 248H74V247H72ZM113 248L111 246V250ZM116 248L114 250L117 251L118 248L117 249ZM121 248H122V246H121ZM137 248H139V247H137ZM60 249H62V248H60ZM129 249H131V248H129ZM28 250H30V249L28 248ZM43 250H44V248H43ZM52 250H54V249H52ZM75 250L76 249L74 248V251ZM107 250H106V254L108 253ZM111 250H110V253H111ZM179 250H181V252H182V249H179ZM55 251L58 253V249L55 250ZM62 251L63 250H61V254H62ZM91 251H94V250H91ZM96 251L97 252L98 251H101V249L100 250L99 249H96ZM120 251H121V253L123 252L121 249L119 250V252ZM47 252H49V251H47ZM67 252H68V250H67ZM104 252H105V250H103V252H101V253H104ZM119 252L116 253V254H119V255H116L117 257L119 256L118 258H120V257L123 256L122 255L123 253L121 254L122 256H120V253ZM129 252H130V250H129ZM131 252H133V251H131ZM233 252H234V250H233ZM41 253H44V252L42 251ZM80 253H83V251L80 252ZM80 253L78 255H80ZM94 253H95V251H94ZM125 253H126V251H125ZM148 253H149V251H148ZM13 254H14V251H13ZM22 254H23V251H22ZM27 254H31V252L30 253H27ZM87 254H90V253H86V255ZM106 254H104V255L101 256V255H99V252H98L97 255L100 256V257H98V259L101 258V257H103V256H105V257H103V259L105 260L108 257V254H107V257H106ZM113 254L114 253H112V254L109 255L110 256V259H109L110 261L107 259V261L110 262V264H112L111 263V260H113L112 258H117L115 255H114L115 257L114 256H111ZM18 255H20V254H18ZM44 255H45V253H44ZM47 255H48V253H47ZM55 255L57 256V254H55ZM97 255L95 254L94 256H97ZM132 255L134 256V258H137L136 255H138V253H136V255L133 253ZM140 255H141V252H139V257L138 258H140ZM14 256H15V254H14ZM36 256H38V254ZM59 256H60V254H59ZM130 256L128 257V256H125V254H124V257L125 258L124 257L123 258L125 260H129V259H126V258H130L131 259ZM133 256H132V258H133ZM141 256H143V254ZM23 257H24V255L21 258L22 259H25ZM82 257H84V256H82ZM92 257H93V255H92ZM92 257H91V259H92ZM66 258L67 259L69 258V261H71L73 259V257L70 258L68 256H66ZM159 258H161V257H159ZM54 259H55V261H57V258L54 257ZM67 259L65 260L66 262H64L63 264H70ZM94 259L96 260L95 257H94ZM94 259H93V261H94ZM120 259H122V258H120ZM124 259H123V261H124ZM143 259H145V258H143ZM178 259H181V260H178ZM227 259H228V262H229V257ZM28 260H29V258H26L22 264H27V261ZM60 260H58L57 262H59ZM79 260H80V258H79ZM99 260L101 262L102 258L99 259ZM99 260H98V262H99ZM114 260H113V262H114ZM117 260L118 259H116V261ZM151 260H149V261H151ZM76 261H77V258H76ZM87 261H89V259H87L86 262ZM91 261H89V262H91ZM107 261H103V263L102 262L101 263L104 264V262L107 263ZM118 261H121V260H118ZM0 262H3V261H0ZM34 262L32 261V263H34ZM54 262H52V263H54ZM57 262H55V263H57ZM84 262H85V260H84ZM100 262H99V264H100ZM124 262H123V264H125L128 261H126L125 263ZM143 262H144V260H143ZM228 262H227V264H228ZM46 263H49V262H47V260H46ZM96 263H95V261L93 262V264H96ZM132 263H134V262H132ZM35 264H36V262H35ZM61 264H62V261H61ZM79 264H80V261H79ZM107 264H109V263H107ZM113 264H115V262ZM118 264H122V263L121 262H118ZM216 264H218V262Z\"/></svg>","mask_w":264,"mask_h":264},{"label":"rangeland","instance_id":"rangeland-1","mask_svg":"<svg viewBox=\"0 0 264 264\" xmlns=\"http://www.w3.org/2000/svg\"><path fill=\"white\" fill-rule=\"evenodd\" d=\"M224 1H226L225 3H223ZM243 2H245V3H247V5H249L250 6V8L252 7L255 11H256V22H257V29H258V32H259V36H260V46H261V49H262V52H263V54H264V0H242ZM255 1V2H254ZM231 1H229V0H222V2H221V5L220 6H222L221 8H220V10L223 12L222 14H224L225 15V17H224V15H221V13L219 14L220 16H222V17H224V18H229L228 19V24H229V27L232 29V28H235V27H237L240 23H241V21H242V19H243V17H244V13H243V11H242V9L241 8H239L237 5H235V4H232V3H230ZM238 11H237V10ZM225 10V11H224ZM242 11V12H241ZM225 12V13H224ZM237 14V16H235ZM239 15H240V17H239ZM243 15V16H242ZM239 19V20H237V18ZM226 18V19H227ZM238 21H239V23H238ZM237 22V23H236ZM225 44L224 43H221V44H215V49H217L218 47H221V46H224ZM215 54L217 53L216 51L214 52ZM185 58H187L188 60H187V62L189 61V56L188 55H186L185 57H184V59ZM220 60L222 61V62H225L224 61V59H223V57H221L220 58ZM185 62H186V59H185ZM186 62V63H187ZM209 69V71H212V72H210L209 74L210 75H214V77H216V78H214L213 76H209L208 77V75L204 72H202V74H200V78H199V75H195V74H191V75H189V77H190V81H194V80H196V82H198V80H199V84L197 85L196 83H195V81H194V83L193 82H189V83H184V84H186V86H183L182 87V85H181V87L179 86V84L178 83H174L175 81H173L172 80V75L168 78V83L167 84H163V87L160 89V91H159V96H157L158 98H159V100L161 99V102H163V103H165L163 106H166V104L168 105V107L166 108L167 109V112L169 113H175V115H177L176 116V118H178V119H176L175 118V115H172L173 117H168L169 116V114L167 113H165V112H163V111H161V110H157L156 108H153V107H149L148 109H151L149 112L147 111V113H148V115H146V113H144V112H146L144 109H146V108H143V107H141L139 110H140V112L138 113H136V115H134V117H133V114H131L132 112H130V114L128 113L129 111H126V110H128V109H126L125 110V108H124V106L123 105H120L119 104V106L121 107L122 106V109L120 108V107H117L118 106V104L117 103H111V107H109V105H110V103H108V104H106V106L104 105V106H102V112L101 113H103L104 115H102L101 113L100 114H93V115H91V116H93V119H92V117H89V118H91L90 120L91 121H93V122H91L92 124H90V122H89V120H87V119H85V118H78V121H77V118L75 119L73 116H72V118L73 119H71V123L70 124H68V128H71L72 129V126H73V129H72V131H71V133L70 132H68L66 135H61L62 133H60V135L62 136H59V137H61V138H59L58 136H56V134H52V135H47V134H49L47 131H45V129H44V124H46V123H43V128L42 129H44V133L46 134L45 135V139H46V141L47 142H53V145L52 146H45V145H34V147H33V149H32V151L27 155V156H25V157H20V155L21 154H19V155H17L16 156V154H15V156L16 157H18L20 160L18 161V159H14L13 158V156H11L10 157V161H11V158H12V161L11 162H14V160H15V163H13L14 165V167H15V165H16V167L17 166H21L24 162H27V161H30L31 159L34 161V164H32L31 165V163L32 162H30V166L32 167V168H30V166L28 167L27 166V164H26V166H25V168L23 169V170H21L22 171V173H21V171H15L16 170V167L14 168H12V169H14L13 171H12V169L10 170L13 174H12V177H13V179L14 180H16V179H18V177H19V175L18 174H20V180H21V187H20V194H22L23 195V198H21V200L19 201V203H17L18 205L17 206H13L12 207V205L13 204H11L10 202H6V203H4L3 204V202H4V200H5V198L7 197V193H6V191H5V188H3V184H1V182L3 183L4 182V179H5V174L3 175V172L1 171L0 173L2 174V175H0V194L1 195H3V196H1L0 198H2V200L0 199V215H3V218L4 219H6V220H8V218L10 219L11 218V220L10 221H13V220H15L16 222H17V226L16 227H14V228H12L13 230H17V228H18V233L20 232V234H18L17 233V231L15 232V231H13V230H11V227H9L10 229L8 230V235H9V237L7 238V232H3V233H1L2 234V236H4V237H1L0 238V245H3V246H1V250H0V261H3V262H0V264H22L23 262H24V260L26 259V258H29V260L27 261V264H35V262H36V264H61V261H62V264L64 263V262H66L65 260L67 259L66 258V256H68V257H70V258H72L73 257V259L71 260V261H69V258L67 259L68 260V262L70 263V264H79V261H80V264H93V262L95 261V263L97 262L98 264H99V262H100V260L99 259H101L102 258V260H101V262L103 263V261H107V259L109 260L110 259V254H112V253H114L113 255H111V256H116V255H119V254H116L117 252H119V250L121 249L123 252V254L121 253V251L119 252L120 253V256H122V257H120V258H122V259H120V258H118L117 256V258H112L113 260H114V262H115V264L117 263L118 264V262H121L122 264H123V262L125 261H128V262H124L125 264H171L170 263V261H169V259L168 260H165V259H167L168 257H167V255L169 254V252L170 251H168V250H171V249H173L174 250V248H175V254H178L179 253V255H176V256H182V255H184V254H182L184 251H186L185 249V247L186 246H184V245H186L187 244V242L184 240V238L185 237H183V236H181V237H183V241H181L182 239H179V236L181 235V233L179 232V231H182V230H180V228L182 227L181 225H182V223H184L185 221L182 219V218H184L185 219V217H184V215L186 216V218L187 219H189V217L191 218V212L193 211V212H195V214H197V217H198V220H197V222H199V223H197V225L198 224H201V226L200 227H198L197 226V231L198 232H200L199 231V229L198 228H201V230H203V231H201V233H202V235L204 236V238L206 237V236H209V238H210V240H207V238L206 239H204V241H206V243L208 242V243H210V244H216V243H218V244H220V246H222L223 248H224V250L222 249V253H223V255H224V257H223V259L222 260H219V261H216V263L218 262V264H227V262H228V257H229V262H228V264H255L256 263V256H254L252 253H251V251L249 250V248H248V250H247V245H246V242H247V238H248V235H249V233L247 234V231H249L253 226V228L249 231L250 233H251V231H252V233L249 235V237H251L252 235H253V237H257L258 236V234H261V237H262V244H261V248H260V250H259V254H260V256H262L263 255V258H262V264L264 263V168H263V166L261 165L260 166V168H258V170H257V168H255L256 170H257V172L258 173H254V171H255V169L253 168L254 166L256 167V165H254L253 163H250V161L252 162V160L254 159V157L255 156H253V158H252V155H256V153H257V151L256 150H258V149H262V150H264V120H262L261 121V118H263L262 116H264L263 114H259L260 116H261V118H260V116H254L255 118H256V120H255V118L253 117V115H254V113H252V116H251V114H250V116H248L247 115V117L251 120V119H254V123H255V121H256V125L254 126V125H252L253 124V122H252V120L250 121L249 119H247V117L246 118H243L241 121H238L239 123H237L236 124V126H234L233 128H232V130H231V132H229V133H224V130L223 129H225L224 128V126H223V123L224 122H222V124L220 125V124H218V123H221L220 122V120L222 119H220V116L219 115H222L221 114V111H223L222 109L223 108H221V106L222 105H224V104H222L223 102H225L226 104H227V100L229 99V97L227 98V92H230V90H229V87H232L233 85L230 83V82H227V75H228V71L225 69L224 71H219L218 70V68L217 67H209L208 68ZM208 69H206L207 70V73L209 72L208 71ZM221 72V73H220ZM197 76L196 78H198V80L195 78V76ZM202 76V77H201ZM221 76V77H220ZM44 75L42 76V77H39L38 78V81H39V91H41L42 93H39V91L36 93V96H37V98L39 97V98H42V100H45V101H50V97H46L48 94L46 93V92H48L46 89L48 88V82H46V78L44 79ZM212 78V79H215V82H214V80H213V82H214V84H213V82H212V80L210 79H207V78ZM42 78V79H41ZM188 78V77H187ZM193 78H194V80H193ZM203 78V79H202ZM204 78H205V80H207V81H205V82H203L202 80H204ZM192 79V80H191ZM186 80V79H185ZM188 79L186 80L187 82L189 81ZM226 80V81H225ZM41 81V82H40ZM185 81V82H186ZM202 82V83H201ZM212 82V83H211ZM44 83V84H43ZM203 83H205L204 84V86H206V83L208 84L205 88H206V91L208 92V97L209 96H211V97H209L208 99H210V101L208 100V102L207 101H205L203 98H201V94H200V86H202L203 85ZM48 84V85H47ZM182 84V83H181ZM183 84V85H184ZM213 84V85H212ZM42 85H44V86H42ZM46 85V86H45ZM178 86H179V89L181 90V91H183V92H180L179 91V89H178ZM43 87H46V89L45 88H43ZM41 88H43V89H45V90H43V89H41ZM186 88V89H185ZM208 88H210V92L208 91ZM168 90H169V92H168ZM196 90V91H195ZM43 91H45L44 93H43ZM214 91H216L215 93L216 94H214ZM236 92V96H237V100L239 99V101H240V98H239V96L241 97V95H240V91L237 89V90H235ZM178 92H180V94L178 93ZM211 92H213V93H211ZM222 92H223V94H222ZM39 93V94H38ZM209 93H211V94H209ZM41 94H47L46 96L44 95H41ZM73 94V95H72ZM70 96H69V100H71L72 102V104L70 103V101H69V105H70V107L72 108V111H76V110H78L79 108H80V106H83L84 104L87 106V101H85V102H82V101H84L85 99H83L82 98V96L80 95V94H78V93H72ZM167 94V95H166ZM226 96H225V95ZM39 95V96H38ZM79 95L81 96V97H79ZM214 95V96H213ZM41 96H43V97H41ZM48 96H50V95H48ZM176 96V97H175ZM45 97V98H44ZM78 98V100L76 99V98ZM184 97V98H183ZM38 98V99H39ZM47 98H49V99H47ZM190 98V99H189ZM191 98H193V99H191ZM194 98H195V100H194ZM224 98V99H223ZM227 98V99H226ZM47 99V100H46ZM73 99V100H72ZM202 99L204 100V102L202 101ZM194 100V101H193ZM212 100V101H211ZM216 100V101H215ZM224 100V101H223ZM75 101H77L79 104H78V106H79V108H77L78 106H77V102H75ZM166 101V102H165ZM173 101V102H172ZM182 101V102H181ZM195 101H196V103H195ZM214 101V102H213ZM217 101H219V102H217ZM179 102V103H178ZM181 102V103H180ZM192 102V103H191ZM200 102V103H199ZM203 102V107H202V105H201V103ZM36 103H38L39 104V100H38V102H37V100H35L34 101V103L33 104H35V105H33V107L35 106L36 107ZM47 103V102H46ZM49 103V102H48ZM76 103V104H75ZM162 103V104H163ZM169 103V104H168ZM176 103V104H175ZM189 103H191V104H189ZM206 103H207V106H206ZM210 103H213V104H211V108H213L214 107V109H210L209 108V105H210ZM216 103H218L219 105H220V107H219V105H217ZM173 104H175V105H173ZM183 104H185V105H183ZM30 105H32V103H30L29 105H28V107L29 108H31L30 107ZM107 105H108V107L109 108H111V110L107 107ZM113 105H116V106H113ZM177 105V106H176ZM182 105H183V108H184V110L186 111V109H188L187 111H188V113L187 112H184V110H183V108H181L180 110H179V108L176 110V107H182ZM189 105V106H188ZM199 105H201V107L203 108V109H206V110H204V111H206V112H202V110L203 109H201L200 107H199ZM217 105V106H216ZM77 106V107H76ZM86 106H84V107H86ZM147 106V105H146ZM145 106V107H146ZM186 106V107H185ZM205 106V107H204ZM33 107H32V109H33ZM169 107H170V109H169ZM187 107H189V108H187ZM29 108H27V110H24V109H26V108H24L23 110H24V112H23V114H22V117L24 118L23 119V121H24V124L27 126V128L24 130V131H21V130H16L15 131V133H13V136L15 137V138H13V137H11L12 138V140L14 141V142H16V140H14V139H17V140H21L23 137H24V134H25V139H26V137L28 138V142L29 143H32L33 142V140H34V138L35 137H37V136H40V134L42 135L43 133L41 132V133H38V131H37V128L39 127V125L41 124V126H42V122H43V119L41 118V116H40V119L37 121V120H35L36 119V117L33 115V114H31V110L32 109H29ZM76 108V109H75ZM98 108H99V106H98ZM103 108H105V109H107V111L106 110H104ZM116 108V109H115ZM119 108V109H118ZM153 108V109H152ZM220 110V108H221V110L219 111L220 112V114H219V112H218V109ZM233 108H235L234 106H233ZM124 109V111H122ZM144 111H143V110ZM155 109V110H154ZM168 109H169V111H168ZM175 109V111H173ZM113 110H115V111H113ZM130 110V109H129ZM111 111L112 113L111 114H109V112ZM127 112V114H129L130 116L132 115V117H133V119H132V117H128V116H126L125 117V113L124 112ZM131 111V110H130ZM152 111H153V114H151L152 113ZM198 111H201V112H199L198 113ZM106 112H108V113H106ZM116 112V113H115ZM141 112H143L144 113V115L143 114H141ZM151 112V113H150ZM159 113V115L157 114L156 115V113ZM161 112V113H160ZM182 113V115H180V113ZM217 112V113H216ZM224 112V111H223ZM25 113V114H24ZM75 113V112H74ZM113 113H115V114H113ZM122 113V114H125L124 115V117H122L120 114ZM165 113V114H164ZM31 114V115H30ZM151 114V115H150ZM163 114V115H162ZM185 114V115H184ZM186 114H188L190 117H192L191 119L189 118V116L188 115H186ZM215 114V115H214ZM219 114V115H218ZM249 114V113H248ZM139 115H140V117H139ZM168 115V116H167ZM170 115V116H171ZM255 115H258V114H255ZM97 116V117H96ZM98 116H100L102 119H103V117H104V119L106 120V119H108L109 117V119L108 120H106V122L108 123H110L111 121H113L112 119H111V117H114L115 119H116V117L118 118L117 119V121L115 122V124L116 125H120L119 127L121 128L122 126H121V124L123 123V122H126V121H130V122H132V124L135 126V127H137V128H135L134 127V129H136V130H134L133 129V125H131V127H129L130 126V124H129V122H127V124L129 125V126H126L127 124L126 123H123L124 124V126L121 128L123 131H124V129L126 130V129H128V130H126L125 132H126V134H124L125 132H122V130L119 128V127H116V128H114V125L115 124H113L112 122L110 123V125L108 124L107 125V123L106 122H104L103 120L101 121L100 119L101 118H99ZM103 116V117H102ZM136 116V117H135ZM140 118H138V117ZM156 116H157V118H156ZM167 116V121H171V123H169L168 125L170 126V128H167V126L168 125H166V126H164L165 124H167V123H165L164 125H163V127H164V131L165 132H163V130H162V128H160V125L159 124H161V127H162V123H161V121H157V120H159V119H166L165 117ZM178 116H183V118L185 119H183L182 117L180 118V117H178ZM219 118H218V117ZM224 116V115H223ZM223 116H221V117H223ZM34 117V118H33ZM42 117H43V115H42ZM48 117V116H47ZM200 119H199V118ZM217 119H216V118ZM7 119H6V122L10 125V126H12V124L14 125V122L15 121H13L12 120V118L10 117V119L11 120H9V117H6ZM45 118H46V116H45ZM97 118V121H96V123H95V119ZM138 119V120H136V119ZM157 120H156V119ZM173 118V119H172ZM188 118V119H187ZM196 118V119H195ZM28 119V120H27ZM47 119V118H46ZM49 119V120H48ZM47 119V121H48V123L50 122V117ZM74 119H75V121H77V122H74ZM79 119H81V120H79ZM82 119H83V121H82ZM135 119V120H134ZM143 119H145V121L143 120ZM169 119V120H168ZM173 121H172V120ZM216 119V120H215ZM219 119V121H217ZM224 119V118H223ZM259 119V120H258ZM98 120L100 121V122H98ZM109 120H111V121H109ZM177 120V122H176V124H175V121ZM179 120H183L184 121V128H186V124H187V128L185 129V131L187 132V134L184 136V134H185V132H180L181 130H179V124H182V123H180V121ZM189 120V121H188ZM191 120V121H190ZM26 121H28L27 123L28 124H26ZM81 123H80V122ZM85 121V122H84ZM136 121V122H135ZM183 121H181V122H183ZM205 121V122H204ZM12 122V124H10ZM44 122H46L45 121V119H44ZM101 122H104V124L102 123V125H99V123H101ZM145 122V123H144ZM154 122L156 123V122H160V123H158V125H154ZM163 122V121H162ZM164 122H166V120L164 121ZM163 122V123H164ZM193 122H195V123H193ZM30 123V124H29ZM62 122H60V124H61ZM77 123V124H76ZM98 123V124H97ZM139 123V124H138ZM151 123V124H150ZM258 123V124H257ZM73 124V125H72ZM89 124V125H88ZM113 124V125H112ZM122 124V125H123ZM136 124V125H135ZM175 124V125H174ZM37 125V126H36ZM65 125V124H64ZM72 125V126H71ZM75 125V126H74ZM98 125V126H97ZM145 125H146V127H145ZM176 126V127H178V128H174V126ZM30 126V127H29ZM41 126L38 128V130L39 131H41L40 129H41ZM67 126V125H66ZM88 126V127H87ZM112 126H113V130L115 131L116 129L118 130L119 129V131H118V133L116 134V136L118 137V139L117 138H115L116 136H114V137H112V138H107L108 137V135L107 134H110V131H111V136H112V134H114V132H113V130H112ZM140 128H139V127ZM144 126V127H143ZM168 126V127H169ZM238 126V127H237ZM33 127V128H32ZM88 129H87V128ZM97 127V128H96ZM102 127V128H101ZM110 127V128H109ZM125 127V128H124ZM221 127V128H220ZM223 127V128H222ZM35 128V129H34ZM101 128V129H100ZM124 128V129H123ZM140 129V130H137V129ZM145 128V129H144ZM156 129V135L154 134V132H155V129ZM189 128V129H188ZM238 128V129H237ZM32 129H33V131H32ZM60 129V128H59ZM61 129H62V126H61ZM99 129V130H98ZM108 129H109V132H108ZM131 129H133L132 130V133L133 132H135V133H133V135L135 134V136H133V137H131L132 135V133H131ZM152 129H153V132H152ZM175 129V130H174ZM200 130V131H197V130ZM217 131H216V130ZM235 129V130H234ZM168 130V131H167ZM173 130V131H172ZM188 130V131H187ZM222 132H221V131ZM247 130V131H246ZM36 131V132H35ZM76 133H75V132ZM101 131H103V133L101 132ZM106 132V135H107V137H106V135L104 134L105 132ZM120 131L122 132V133H120ZM143 132V133H141V132ZM162 132L161 134L163 135L164 133L166 134L165 136L167 137V140H166V142L162 139L163 138V136L160 134V132ZM175 131V132H174ZM218 131H220V133L218 132ZM72 132H73V134H72ZM98 132L100 133V136H98ZM137 132H139V133H141V135L139 134V133H137ZM157 132H158V134H157ZM181 133V137H180V134H178V133ZM24 133V134H23ZM75 133V134H74ZM127 133H129V135L127 134ZM183 133V134H182ZM102 134V135H101ZM120 134V135H119ZM151 134H152V136H151ZM159 134H160V136H159ZM200 134V135H199ZM226 134V135H225ZM234 134V135H233ZM32 135V136H31ZM122 135V136H121ZM127 137H126V136ZM171 135H173V136H171ZM231 135V136H230ZM75 136H78V137H81V139L80 138H78L79 140H76V142H77V144H76V142H75V144H74V140L75 139H77V138H75ZM96 136V140H95V142L96 143H94V140H93V138ZM102 136V138H99V137H101ZM111 136H109V137H111ZM122 137V140H120L121 139V137ZM123 136H125V137H123ZM180 138H179V137ZM183 136V137H182ZM224 136L226 137V138H224ZM234 136V137H233ZM260 136V137H259ZM31 137H32V139H31ZM56 137V138H55ZM58 137V138H57ZM106 137V138H105ZM156 139H155V138ZM171 137L173 138H175V142L173 143V142H171L170 140H172L171 139ZM70 138H71V140H70ZM75 138V139H74ZM83 138H84V140H85V142L83 141ZM99 138V139H98ZM132 138L134 139V140H132ZM143 138V139H142ZM151 138H153V139H151ZM173 138V139H174ZM182 138V139H181ZM25 139L23 140V141H25ZM49 139V140H48ZM52 139V140H51ZM72 139H73V141H72ZM88 139H89V142H90V145H92V141H93V145L92 146H90V145H87V142H88ZM91 139V140H90ZM103 139H106L105 141H107V139H108V141H110V142H108V148L110 147H112V149H110V151H106L105 150V152H104V149L105 148H107V146H103L104 144H105V142H104V140ZM115 140V142H117L118 140V143H116V144H118V145H116L114 142L112 143V140ZM126 140L127 141V143H126V141H124V140ZM137 139V140H136ZM144 141V143H142L141 141L142 140ZM158 139H161V144H160V146H159V143L160 142H158L159 140ZM168 139H170V140H168ZM237 139V140H236ZM54 140V141H53ZM68 140V141H67ZM140 140V141H139ZM255 140H257L256 142H255ZM67 141V142H66ZM72 141V142H71ZM81 142L80 143V145L82 144V148H85V149H82L80 146H79V142ZM99 141V142H98ZM123 141V142H122ZM139 141V142H138ZM172 141H174V140H172ZM180 141V142H179ZM69 142H71L72 143V145L73 146H68V145H70L71 143H69ZM88 142V143H89ZM102 142H104V144L102 143ZM120 142V143H119ZM131 142V143H130ZM154 142V143H153ZM158 142V143H157ZM167 142H169V143H171V144H169L168 145V143ZM125 143V144H124ZM140 143V144H139ZM173 143V144H172ZM175 143H177L176 144V146H174L173 147V145L175 144ZM66 144H68V145H66ZM83 144H84V146H83ZM85 144H86V146H85ZM111 144H115V145H113V146H111ZM139 144V145H138ZM162 144H164V146L162 145ZM178 144H181L182 145V147H181V145L179 146ZM228 144V145H227ZM6 143L5 144H2V142L0 141V151H4V152H7L8 151V146H7V148H6ZM106 145V144H105ZM125 145V146H124ZM143 146V147H140V146ZM165 145L167 146V147H165ZM66 146V147H65ZM75 146H79V148L77 149V147H75ZM90 146V148H91V151L93 150V148H96V150H97V152H96V150L94 149L93 151H92V154H91V151H90V149H88V147ZM94 146H96V147H94ZM101 146H103L104 147V149L102 150V151H100L101 149H102V147ZM115 146V147H114ZM132 146V147H131ZM165 147L166 149H168V150H166L165 148H162V147ZM169 146V147H168ZM170 146H172V147H170ZM206 146V147H205ZM50 147V148H49ZM63 147V148H62ZM75 147V149H73ZM127 147V148H126ZM175 147H177V150H176V148ZM178 147H179V149H181L182 148V150H186V151H188V153L185 151H182V152H184L183 154L182 153H180L179 151H181V150H179L178 149ZM227 147V148H226ZM57 148H59L60 150H58ZM119 148H122V152H121V149H119ZM136 148V149H135ZM175 149V150H173V149ZM185 148V149H184ZM238 148V149H237ZM258 148V149H257ZM4 149V150H3ZM6 149V150H5ZM51 151H50V150ZM62 149H66L65 151L64 150H62ZM68 149V150H67ZM70 149V150H69ZM86 150V152H85V154H84V156L86 155V156H88L87 157V159L89 158V157H91V158H93V157H98V156H94V154L96 153L97 155H99V153L98 152H102V154H103V157L106 155V158L108 157V156H111V159H110V161H109V159L107 158H105L104 157V159H100L101 161H104V160H108V161H104L105 163H102L100 160H98L99 159V157L98 158H94V160H87V159H81L80 158V160H81V163H80V161H79V158H78V156H76V157H74L77 153H78V155H81L80 153L82 152V150ZM88 149V150H87ZM98 149H99V151H98ZM108 149V150H109ZM115 149V150H114ZM126 150V152L127 153H124L125 152V150ZM128 149V150H127ZM162 149V150H161ZM169 149H170V152H171V150H172V152H173V154H175V155H177V156H175V155H173V154H171L170 152H169ZM48 150L50 151V152H52V150H55V154L57 153V154H59L60 155V157H59V155H57L56 157H54V155H53V153H50V152H48ZM56 150H57V152H56ZM61 150H62V153H61ZM72 150H74V151H72ZM77 150V151H76ZM78 150H81V152H79ZM113 150H114V153H112L113 152ZM117 150H118V152L120 153V155L119 154H117ZM154 150H156V152L154 151ZM179 150V151H178ZM242 150H243V152H249L248 154L250 155V154H252V155H250V157L248 156V154L247 153H245L246 154V157H245V154L241 157V163L239 162V164H241V166H243V165H245L246 167H244V169L246 168L247 170L249 169V166H250V170L249 171H245L244 169V175H245V173H247L248 175H246L245 177H244V175H242L241 174V172L239 171V170H236V169H234V168H230L229 167V162L231 161V159L233 158V155L236 153V152H238V153H241L242 152ZM247 150V151H246ZM261 150V152H259L260 150H258V153H262V152H264V151H262ZM64 151V152H63ZM68 151V152H67ZM88 151V152H87ZM151 151V152H150ZM251 151V152H250ZM49 154H48V153ZM61 154H60V153ZM70 152H72V153H70ZM75 152H77V153H75ZM84 152H82V155H83V153ZM89 152H90V156H89ZM93 152H94V154H93ZM106 152H107V154H106ZM108 152H109V154H108ZM115 152H116V154H115ZM160 152H162V153H160ZM164 152H165V155H164ZM201 152V153H200ZM234 152V153H233ZM253 152V153H252ZM64 153V157H68V156H65V155H67V153L69 154H72V155H70L71 157V160H69L70 158H65L66 160H69V161H67V162H69V165H71L72 164V167H70L69 165H68V163L66 162V160L64 159V157L62 158L63 159V161H62V159H61V157L63 156L62 154ZM74 153V154H73ZM87 153H88V155H87ZM112 153V154H111ZM49 156H48V155ZM102 154L100 153V158H103V157H101L102 156ZM111 154V155H110ZM124 154H126V155H124ZM156 154H158L157 156H155L154 157V155H156ZM231 154V155H230ZM47 155V156H46ZM62 155V156H61ZM82 155H81V157H82ZM93 155V156H92ZM114 155V158L112 157ZM116 155V156H115ZM118 155V156H117ZM122 155V156H121ZM123 155L125 156V157H123ZM129 155V156H128ZM130 155L132 156L131 158H130ZM163 156V158H160L161 156ZM173 155V156H172ZM181 155H183V156H181ZM197 155V156H196ZM119 156H121V158L124 160V159H126L127 157H129L130 158V160H131V162H132V164H134V165H132V164H130V160H128L129 158H127L126 160H124V162L122 163V159H121V164L119 163V165H121L120 166V169H123V170H120L119 169V165H116V164H118L116 161H120V159H117V160H114L115 162H112L113 160L112 159H116V158H119ZM190 156V157H189ZM49 158V159H47V158ZM80 157V156H79ZM167 159H166V158ZM193 159H192V158ZM196 157H198V160H197V158ZM200 157V158H199ZM53 158V159H52ZM57 158H60V162H59V159H57ZM74 158V160H72ZM76 158V159H75ZM78 158V159H77ZM175 158V159H174ZM246 158H249V159H246ZM250 158H252L251 160H250ZM14 159V160H13ZM29 159V160H28ZM52 159V160H51ZM56 159H57V161H58V163H60L59 165H56V163L57 162H55L56 161ZM162 159H164V160H162ZM179 159V160H178ZM183 159V160H182ZM195 159L197 160V161H199V159L201 160V161H199V163H197L196 161H195ZM243 159H245V160H243ZM255 159H256V157H255ZM31 160V161H32ZM76 160L79 162H76ZM83 160H85L86 161V164L87 163H89L88 165L89 166H87L86 164H85V162L83 163ZM128 160V161H127ZM153 160V161H152ZM187 160H190V162L188 161L187 162ZM194 160V161H193ZM246 160H248L247 162H245L244 163V161H246ZM16 161H18V162H16ZM51 161V162H50ZM70 161L72 162V163H70ZM76 162V163H78V166H79V164H81L79 167L78 166H75V168H80L79 170L81 171V170H83V171H81V172H84L85 174H87L86 176H85V174L84 173H81L82 174V176L81 177H83V176H85V177H83V179H85V178H87L85 181L84 180H82L81 179V181H82V183H81V189H80V191H81V193H79V196L78 197H76L77 196V193H68V191H67V189L66 188H68L67 186L66 187H64V188H61L62 186L60 185V184H62L63 186H65L64 184H66V185H71L69 182L71 181V179L73 180V174L76 176L77 174H76V172L78 173V169H77V171L76 170H73L72 168L74 167L73 166V162ZM162 161V162H161ZM167 161V162H166ZM169 161H170V163H169ZM181 161V162H180ZM185 162V165H183V167H182V163H184ZM256 161H257V159H256ZM55 162V163H54ZM64 162H66V163H64ZM101 162V164H103V165H105V166H107L108 165V163H109V167L111 166V170H109V168L107 169V168H105V171L107 172L108 170H109V172H107V173H103L102 171H104L103 170V166L101 165V164H99ZM154 162V163H153ZM163 162H165V165H169V166H167V174H168V176H169V178L170 177H174V175L173 174H175L176 176L172 179V178H170L169 179V185H166V183H165V185H164V183H163V181H162V177L160 178V173H161V171H162V163ZM178 162V163H177ZM192 162V163H191ZM196 162V163H195ZM62 163V164H61ZM99 165H98V164ZM110 163H111V165H110ZM112 163H115V164H112ZM125 163H126V165H125ZM138 163V164H137ZM173 163V164H172ZM179 163H180V166H179ZM187 163H188V165H187ZM189 163H191V164H189ZM194 163L195 164H197V165H194ZM55 164V165H54ZM67 164V165H66ZM127 164H128V170L129 171H127L126 169H124L125 168V166H126V168H127ZM175 164V165H174ZM198 164L200 165V166H198ZM206 164V165H205ZM220 164V165H219ZM238 164V165H239ZM243 164V165H242ZM250 164V165H249ZM254 166H253V165ZM29 165V164H28ZM34 165V166H33ZM62 165H64L65 166V168H64V166H63V168L61 167ZM74 165H75V163H74ZM87 166V168L88 167H91V169L90 168H88L87 170H86V167H84V166ZM101 165V167H99V169H101V170H99V169H97L96 168V166H100ZM130 165H132V166H130ZM161 165V170H160V166ZM190 165H192V166H190ZM207 166V167H205V166ZM218 165V166H217ZM224 166V169L226 170V179H224L223 180V178L218 174V170L220 169V166ZM249 165V166H248ZM37 166V167H36ZM39 166V167H38ZM61 167V169L60 168H58V167ZM113 166L115 167V168H117V172H116V170H115V168H113ZM129 166H130V168L132 167V170H130L129 169ZM134 166H139L140 168H135ZM175 166V167H174ZM184 166H186L185 168H184ZM189 166H190V168H189ZM196 166H198V167H196ZM41 167V168H40ZM49 167V168H48ZM68 167H70L69 169L71 170V171H75V172H73V174H72V172H69L70 170H68ZM124 167V168H123ZM177 167V168H176ZM193 167H196V168H199V169H195V168H192ZM205 167V168H204ZM215 167V168H214ZM216 167H217V170H215L216 169ZM219 167V168H218ZM36 168V169H35ZM51 168V169H50ZM57 168V169H56ZM74 168V169H75ZM95 168L97 169L96 171H95ZM113 168V169H112ZM182 168H184V169H186V170H184V169H182ZM202 168V169H201ZM204 168V169H203ZM25 169H26V171H25ZM28 169V170H27ZM34 169V170H33ZM38 169H40V171H38ZM49 169V170H48ZM56 169V173H61V175H58V174H56V173H54V171L52 172L51 170H55ZM62 169H64V170H62ZM90 169V170H89ZM142 171H140V170ZM179 169H180V171H181V173L179 172ZM41 170H44L42 173H43V176H42V174H41ZM59 170H61L62 172H59ZM114 170H115V174H114V177H111L112 176V173L114 172ZM137 170H139V171H137ZM194 171V173H193V171ZM202 170V171H201ZM203 170H205L206 171V174H204L205 173V171H203ZM254 170V171H253ZM38 171V172H37ZM48 171H50L51 172V174H49L48 173ZM58 171V172H57ZM68 173H67V172ZM86 171V172H85ZM92 171H95V172H92ZM104 171V172H105ZM111 171V172H110ZM186 171V172H185ZM188 171V172H187ZM192 171V173H190ZM233 171V172H232ZM40 172V173H39ZM88 172V173H87ZM89 172H92V173H89ZM99 172V173H98ZM133 172V173H132ZM137 172V173H136ZM185 172V173H184ZM204 172V173H203ZM40 175L41 174V176H42V178H41V176H40V178H39V176H37L38 174ZM48 173V174H47ZM109 173H111V174H109ZM116 173H118L120 176H121V178L122 179H120V177H118V175L117 176H115L116 175ZM126 173V174H125ZM173 173V174H172ZM177 173V174H176ZM188 173V174H187ZM189 173H190V175H195V173H196V175L199 173L202 177H203V175H206V178L204 177V178H202L200 175H197L198 177L200 176L201 178H202V180L203 179H206V180H204V181H206V182H209V183H206V182H204V181H201L200 179H198V177L197 176H190L189 175ZM202 173V174H201ZM250 173L252 174V175H250ZM33 174H34V176L36 175L38 178H36V176L34 177L33 176ZM47 175L46 177H45V175ZM62 174H63V176H62ZM67 174V175H66ZM70 174V175H69ZM91 174H93V175H98V176H100V178H101V180H102V182H100V184L97 182V181H95V180H99V178H98V176H97V178L95 179V177L96 176H93V175H91ZM108 174L110 175V176H108ZM136 174V175H135ZM138 174V175H137ZM180 174V175H179ZM218 174V175H217ZM254 174V175H253ZM48 175L50 176V179L49 180H47V178H49L48 177ZM64 175H66V176H64ZM70 177H69V176ZM107 175V176H106ZM153 175V176H152ZM185 175H186V177H185ZM187 175H189V178H188V176ZM212 175H213V177H212ZM18 176V177H17ZM52 176H54V178H58V182H56V179H53V181H50L53 177ZM93 176V177H92ZM102 176V177H101ZM128 178H126V177ZM134 176V177H133ZM143 176V177H142ZM180 176H184L183 178L182 177H180ZM250 176V177H249ZM27 177V178H26ZM34 179H33V178ZM45 177V178H44ZM52 177V178H51ZM60 177H61V179H60ZM66 177H69L68 179L66 178ZM92 177V178H91ZM138 177H140V178H144V180L142 179L141 181H144V182H141V183H139L140 185L138 186L137 185V183H135V182H137V180H138V182H140L139 180H140V178L138 179ZM152 177V178H151ZM196 177V178H195ZM89 178V179H88ZM95 180H94V179ZM135 178V181L133 182V180H130V179H134ZM136 178H137V180H136ZM180 178H182V180L180 179ZM195 178V179H194ZM46 179V180H45ZM63 179V180H62ZM65 179V180H64ZM150 179V180H149ZM194 179V180H193ZM196 179H198V180H196ZM37 180H39L38 182H37ZM41 180V181H40ZM45 180V182L47 183H45V182H43V181ZM61 180V181H60ZM91 180V181H90ZM121 180H125V182H122ZM152 180V181H151ZM172 180V181H171ZM49 181V182H48ZM64 181V182H63ZM69 181V182H68ZM130 182V185H132L131 187L132 188H130L129 187V183H127V182ZM160 181H162V185H161V182ZM176 181V182H175ZM226 181V182H225ZM238 181V182H237ZM261 181V182H260ZM37 182V183H36ZM41 182H43V183H45V184H42ZM61 182H63V183H61ZM65 182H67V183H65ZM74 182V181H73ZM73 182H71V183H73ZM94 182L96 183H98V186H97V184H96V186H95V184H94ZM204 182V184H202ZM225 182V183H224ZM232 182H233V184H232ZM104 183L106 184V185H104ZM172 183V185H170ZM199 183V184H198ZM223 183V184H222ZM235 183V184H234ZM40 184H42V185H40ZM53 186H52V185ZM85 184V185H84ZM90 184H91V186H90ZM124 184H126L127 185V187H129L130 188V190L132 189V194H129V193H131V192H129L130 190L129 189H126L127 187L126 186H124ZM141 184H143V185H141ZM144 184H145V186H147V187H142V186H144ZM190 184V185H189ZM207 184H210V185H207ZM47 187V188H49L48 190H49V192H48V190H47V188L45 187V186ZM68 185V186H69ZM87 185V186H86ZM99 185H100V187H99ZM174 185V186H173ZM180 185H183L182 187L180 186ZM199 185V186H198ZM201 185V186H200ZM203 185V186H202ZM207 185V186H206ZM34 186H42L41 188L40 187H38V189H35L36 187H34ZM86 186V187H85ZM88 186H90L91 187V189L94 187L95 188V191L97 192L96 193V195H95V198L94 199H96V200H93V195H92V190L94 191V188L90 191L89 190V187ZM93 186V187H92ZM101 186L103 187V188H101ZM107 186V187H106ZM119 186V187H118ZM121 186V187H120ZM123 186L125 187L124 189L126 190V192H124L125 190L123 189ZM136 186H138V187H141V188H143V189H139V188H137ZM59 187H60V189H62V191H61V193H63V194H57V191L58 190H60L59 189ZM86 188V190H84L85 188ZM104 187L105 188H107V191L106 190H104ZM170 189H169V188ZM173 187V188H172ZM203 187H204V190H203ZM207 187H209V188H207ZM224 187V188H223ZM252 187V188H251ZM3 188V189H2ZM52 188H54V189H52ZM88 188V189H87ZM133 188L136 190V191H138V192H136V191H134L133 190ZM168 188V189H167ZM205 188H207V189H205ZM217 188V189H216ZM241 188V189H240ZM3 191H2V190ZM41 189H43V190H41ZM58 189V190H57ZM64 189V190H63ZM83 189V190H82ZM102 189V190H101ZM110 189H112V190H109ZM117 189V190H116ZM139 189V190H138ZM167 190V192H166V190ZM186 189V190H185ZM209 189V190H208ZM45 190H46V192H45ZM89 190V191H88ZM124 190V191H123ZM127 190H128V192H127ZM185 190V191H184ZM229 190V191H228ZM243 190V191H242ZM54 191H56V192H54ZM64 191H65V195H64ZM95 191H94V194H95ZM109 191V193H107ZM112 191V192H111ZM133 191L134 192H136V194L138 195H136V197L135 196H133V195H135V194H133ZM2 192V193H1ZM43 192H45L44 194H43ZM51 192H53V196L54 197H52V193ZM85 193V195H84V193ZM86 192H90V194L93 196H91L92 198V200L90 201H88V199H90V194H87ZM110 192L112 193V195L110 194ZM183 192H185V193H183ZM218 192V193H217ZM48 193H50V194H48ZM67 193V194H66ZM126 193V194H125ZM128 193V194H127ZM164 193H166V195H164ZM182 193V194H181ZM186 193H189L188 195L186 194ZM70 194V196H68ZM82 194V195H81ZM123 194H125L126 195V197H127V200L124 198L125 197V195H124V199L122 198V196L121 195H123ZM56 195H58L57 196V200H56ZM74 197H76L77 198V200L75 199V201L72 199V197L73 196ZM87 195H89L88 196V199H87ZM127 195H129V196H127ZM130 195H132V197H135V199H133L132 200V198L130 199ZM181 195V196H180ZM185 195H187V196H185ZM213 195V196H212ZM62 196V197H61ZM65 196V197H64ZM72 196V197H71ZM85 196H86V200H85ZM215 196H216V198H215ZM4 197V198H3ZM49 197V198H48ZM60 198V200H59V198ZM63 197H64V199H65V201H63L64 199H63ZM68 197L70 198V199H68ZM80 197H83V199H81ZM145 197V198H144ZM175 197V198H174ZM177 197V198H176ZM180 197V198H179ZM48 198V199H47ZM53 198H55L54 200H52ZM80 200H79V199ZM119 198H121L122 199V201L121 200H119ZM128 198H129V200H128ZM174 198V199H173ZM33 199V200H32ZM46 199V200H45ZM49 199H50V203L52 204V201L54 202V207H55V209L54 208H50L51 207V204H50V207H48L49 206V202H47V200L49 201ZM63 199V200H62ZM73 200V202H72V200ZM171 199V200H170ZM196 199V200H195ZM24 200V201H23ZM29 200V201H28ZM79 200V203L81 204L83 201H84V203H82L81 205H83V207L85 206L84 204H87V209H86V207H82L79 203H77V201ZM132 200V201H131ZM177 200V201H176ZM189 200V201H188ZM2 201V202H1ZM31 201V202H30ZM58 201H61V204L59 205V203H58V205L55 203V202H58ZM64 202V204L65 205H63V207H65V208H63V207H61L60 208V206H62V203ZM82 201V202H81ZM86 201V202H85ZM119 201L121 202V203H123L122 205L121 204H118L119 203ZM123 201H125V203L123 202ZM138 201V202H137ZM25 202V203H24ZM90 202V203H89ZM92 202V203H91ZM159 202V203H158ZM200 202V204H198ZM76 205L77 204V206L78 205H80V207H82L83 209H84V211L82 212V213H80L79 214V211H82L83 209H80V207H75L74 205ZM89 203V204H88ZM197 203V204H196ZM20 204V205H19ZM91 204V205H90ZM125 204V206H123ZM160 204V205H159ZM169 204V205H168ZM196 204V205H195ZM201 204H202V206L204 205V206H206V207H202L201 208V210L200 209H198V212H197V205L198 206H201ZM8 205H11V207L9 208V207H7ZM47 205V207L50 209V210H52V211H50V215H49V212H48V208L47 207H45ZM70 206L71 207V205H72V209H74L73 211H72V209L70 208V207H68V210L66 209L67 208V206ZM119 205V206H118ZM120 205L122 206L121 208H120ZM185 205V206H184ZM188 205V206H187ZM20 206V207H19ZM42 206H43V208H42ZM94 206H95V208H94ZM132 206V207H131ZM146 206V207H145ZM157 206V207H156ZM178 206V207H177ZM187 206V207H186ZM189 206H194V208H189V209H186V208H188ZM195 206H196V208H195ZM18 207H19V210H21V211H24V209L26 208L27 209V211H26V209H25V211H24V213H29L30 211H32L34 214H36V215H34L35 217H33V214L31 213V215L30 216H32L33 217V220H35L34 218H36V216H37V214L39 215V217L35 220V222L38 224L37 225V232H36V229L35 228H33V230L31 231L29 228H26V227H23V229H20V228H22V226L24 225V226H26L24 223H23V221L21 220V218H19V216H17L18 214H17V210L16 209H18ZM25 207V208H24ZM29 207V208H28ZM58 207L60 208V209H58ZM124 207V208H123ZM22 208V209H21ZM126 208V209H125ZM149 208H151V209H149ZM178 208V209H177ZM38 209V210H37ZM41 209V210H40ZM48 209V210H47ZM89 209H92V210H90L91 211V213H90V211H89ZM96 209H98L97 211H96ZM194 209V210H193ZM205 209V210H204ZM211 211H210V210ZM241 209H243V210H241ZM13 210V211H12ZM30 210V211H29ZM54 210H58L57 212L55 211L54 212ZM65 210H67V211H69V213L67 212V211H65ZM70 210L72 211V216L70 215ZM86 210H88V211H86ZM178 210V211H177ZM190 212H189V211ZM192 210V211H191ZM200 210V211H199ZM255 210V211H254ZM12 211V212H11ZM29 211V212H28ZM94 211H95V213H94ZM156 211V212H155ZM177 211V212H176ZM184 211H185V214H184ZM208 211L209 212H211V214L209 213L208 214V216H207V213H208ZM236 211V213H234ZM249 211H251V213L249 212ZM40 214H39V213ZM51 212H53V214L51 213ZM62 212H63V214L65 213V212H67V213H65V215L63 216V214H62ZM79 214V216L77 215V213ZM125 212V213H124ZM150 212V213H149ZM174 212V213H173ZM187 212H189L188 213V215H186L187 214ZM202 212H203V214H202ZM237 212H240L239 214H247L246 215V219H249V221L248 220H246L247 221V224H246V222H245V224H243V226L240 228V227H237L236 228V221H235V219L234 218H232V217H230L229 215H231V213H232V215H235V214H237ZM255 212V213H254ZM7 213V214H6ZM16 213V214H15ZM41 213H42V215H41ZM75 214V216H74V214ZM84 213L86 214V215H84ZM217 213V214H216ZM46 214V215H45ZM67 214H69V216L67 215ZM89 214V215H88ZM144 214V216H146L145 217V219L147 218V220H149V222L147 223V221L145 222V219H144V216H142V215ZM200 214H202V215H204L205 214V216H200ZM253 215L252 217H251V215ZM41 215V216H40ZM54 215V216H53ZM61 215V216H60ZM80 215H83V216H80ZM91 215V216H90ZM105 215V216H104ZM131 215H133V216H131ZM171 215H173V216H171ZM176 215V216H175ZM210 215V216H209ZM213 215V217H214V215H215V217H217V216H219V217H224V216H227V218H228V221H229V219H233V222L235 221V223H231L232 225H234V226H232V225H230L229 223L232 221V219H231V221L228 223V221L226 222V221H224V223H223V225L224 226H231L232 227V231H233V233L230 235V236H224V238L225 239H223V237H222V235H221V233L220 232H218V231H216V229L218 228H214V227H209L210 226V224L208 223V222H206V220H205V222L204 223H208L207 225L208 226H205L206 224H202L203 223V221L201 222L200 220H201V218L202 217H204L205 219H206V216L209 218V217H211ZM44 216V217H43ZM46 216H48V217H46ZM49 216H50V218H49ZM58 218H56V217ZM63 216V217H62ZM71 216V217H70ZM77 216V217H76ZM84 216H86V218L84 217ZM107 216H109V217H107ZM144 219V223H143V219L141 218V217ZM153 216V217H152ZM189 216V217H188ZM200 216V217H199ZM41 217H43V219L45 220V221H43V219H42V222H41V220H40V218ZM52 217H55V219L54 218H52ZM68 217V219L69 220H71V221H69L68 219H66ZM81 217V218H80ZM97 217V218H96ZM107 217V218H106ZM151 217V218H150ZM230 217V218H229ZM49 219V220H46V219ZM51 218H52V220H51ZM76 219V218H78V221H76L77 222V224H76V222L74 223V221L72 220V219ZM89 218L91 219V222H90V220H89ZM140 218H141V220H140ZM53 219L54 220H57L58 222H56V221H53ZM60 219V220H59ZM62 219V220H61ZM65 219H66V222H65ZM89 220V221H86V220ZM104 219V220H103ZM107 219H108V222H107ZM181 219V220H180ZM200 219V220H199ZM203 219V218H202ZM252 221H251V220ZM254 219V220H253ZM19 220V221H18ZM67 220L70 222H68L67 223ZM97 220V221H96ZM102 220V221H101ZM106 220V221H105ZM110 220H112V221H110ZM115 220V221H114ZM179 220H180V222H179ZM191 220V219H190ZM9 221V220H8ZM21 221V222H20ZM50 221V223H49V225H51V227L48 225L47 226V224H48V222ZM53 221V222H52ZM73 221V222H72ZM81 221H82V223H84L85 225L87 224V222H88V225H86V228L85 229H83V230H81L80 228L77 230V226H79V223H81ZM84 221V222H83ZM86 221V222H85ZM93 221V222H92ZM106 222L105 224H104V222ZM189 221V220H188ZM188 221H186V222H188ZM207 221H208V219H207ZM255 221V222H254ZM19 222V223H18ZM41 222V223H40ZM44 222V223H43ZM63 222V223H62ZM73 224H72V223ZM113 222H114V225H113ZM173 222H175V223H173ZM177 222H179L178 224H180L179 226L180 227H178L177 225ZM40 223V224H39ZM53 223V224H52ZM57 223H60V224H62V225H60V224H57ZM92 223V224H91ZM147 223V224H146ZM150 223V224H149ZM226 223H228V224H226ZM44 225V227H43V225ZM55 224H57V225H55ZM66 226V224H68V226H64V225ZM94 224H96V225H94ZM102 224H103V226H102ZM107 224V225H106ZM111 226H110V225ZM116 224V225H115ZM145 224V225H144ZM149 224V225H148ZM40 225V226H39ZM53 225V226H52ZM77 225V226H76ZM93 226V228H92V226ZM100 225V226H99ZM109 225V226H108ZM135 225V226H134ZM184 225V224H183ZM244 225H246V226H244ZM19 226H21L20 228H19ZM46 226V227H45ZM58 226H60V227H58ZM89 226V227H88ZM95 226V227H94ZM262 226V227H261ZM41 227H43V228H46V229H44V231H46V232H44L43 231V228H41ZM50 227V228H49ZM52 227H54V228H56V229H59L58 231L56 230V229H54V228H52ZM77 227V228H76ZM92 229H91V228ZM97 227V228H96ZM99 227L101 228V229H99ZM108 227H110L109 229H108ZM158 227H160L159 229H157ZM245 227V228H244ZM258 227H260V228H258ZM25 228V229H24ZM47 228H49V229H54V231L52 230V232H51V230H49V229H47ZM65 228V229H64ZM175 228V229H174ZM178 228H179V231H178ZM8 229V228H7ZM6 229V230H7ZM32 229V228H31ZM38 229H39V231H38ZM40 229H42V230H40ZM62 229V230H61ZM91 229V230H90ZM94 229V230H93ZM131 229H132V231H131ZM136 229H138V230H136ZM254 229V230H253ZM5 230V231H6ZM22 230V231H21ZM26 230V231H25ZM80 230V231H79ZM101 230H103V231H101ZM114 230V231H113ZM164 230H166V231H164ZM218 230V229H217ZM244 230V232H242ZM259 230H260V232L261 233H259ZM262 230H263V232H262ZM50 231V232H49ZM61 231V232H60ZM78 231V232H77ZM83 231V232H82ZM89 231V232H88ZM99 231V232H98ZM101 231V232H100ZM135 231V232H134ZM156 231V232H155ZM175 231V232H174ZM206 233H205V232ZM253 231H254V233H253ZM258 231V232H257ZM9 232H12V233H10L9 234ZM97 232V233H96ZM134 232V233H133ZM147 232V233H146ZM238 234H237V233ZM17 233V235H15V234ZM71 233H72V235H71ZM74 233V234H73ZM96 233V234H95ZM102 233V234H101ZM107 233H109V235L107 234ZM153 233V234H152ZM154 233H155V235H154ZM164 233V234H163ZM178 233H180V235H178ZM183 233V232H182ZM217 233V234H216ZM240 233H243V234H240ZM3 234H6V235H3ZM13 234V235H12ZM21 234H24V235H21ZM39 234H40V236H39ZM84 234V235H83ZM98 234V235H97ZM102 235V238H101V236L100 235ZM103 234H106V236H108V237H105L104 238V236H103ZM112 234H113V236H112ZM206 234V235H205ZM236 234V237H238V239L236 238V237H234V235ZM240 234V235H239ZM247 234V235H246ZM33 235V236H32ZM42 235V236H41ZM62 235H64V236H62ZM136 235V236H135ZM154 235V236H153ZM167 235V236H166ZM183 235V234H182ZM218 235V236H217ZM221 235V237H219ZM244 235L245 236V238H246V240H244V236H243V238H242V236ZM13 236V237H12ZM34 236H36V237H34ZM49 236H51V237H49ZM69 236H71L70 237V240H71V242H74V244L72 243H70V240L68 239L69 238ZM73 236V237H72ZM89 238H88V237ZM92 236V237H91ZM95 236V237H94ZM109 236H111V237H109ZM116 236V237H115ZM129 236V237H128ZM178 236V239L180 240H178L182 245H180V243H178V241H177V238L175 239V237H177ZM43 237H44V239H43ZM63 237H65L64 238V240L66 239V241H64L62 238ZM114 237V238H113ZM134 237V238H133ZM180 237V238H181ZM216 237H218L219 239H217ZM3 238H6V239H4L3 240ZM25 238V239H24ZM50 238H51V240H50ZM76 238V239H75ZM78 238H80V239H78ZM84 238V239H83ZM107 238H109L111 241H115V243L114 244H112L113 242H110V240L108 239V241H107ZM112 238H113V240H112ZM171 238V239H170ZM215 238H216V240H215ZM236 238V239H235ZM241 240H240V239ZM23 239V240H22ZM47 239V240H46ZM93 239H95V240H93ZM100 239H101V241H100ZM104 239V240H103ZM115 239V240H114ZM145 239V240H144ZM150 239V240H149ZM153 239H155V240H153ZM172 239H173V242H171L172 241ZM175 239V240H174ZM221 239H223V242H222V245H221V243H219V242H221ZM234 239H235V241H234ZM21 240V241H20ZM27 241L26 243H25V241ZM34 240V241H33ZM46 240V241H45ZM78 240V241H77ZM106 240V241H105ZM118 240H119V242H118ZM167 240V241H166ZM171 240V241H170ZM220 240V241H219ZM240 240V241H239ZM30 241H31V244H33V250L31 251V244H30ZM67 241H68V243H67ZM97 241V242H96ZM99 241V242H98ZM163 241V242H162ZM224 241H225V243H224ZM229 241L231 242L230 244V246H229ZM246 241V242H245ZM2 242H3V244H2ZM5 242V243H4ZM7 242H9V243H7ZM46 242H48V243H46ZM61 242V243H60ZM63 242H64V245H63ZM78 242V243H77ZM80 242V243H79ZM86 242V243H85ZM89 242V243H88ZM92 242V243H91ZM101 242H103L102 243V245L101 244H99V243H101ZM104 242H105V244H104ZM107 242L109 243L110 242V244H112V245H110V244H108V245H106L107 244ZM123 242V243H122ZM132 242V243H131ZM166 242V243H165ZM36 243V244H35ZM55 243V244H54ZM70 243V244H69ZM96 243V244H95ZM118 243V244H117ZM119 243H121V245H119ZM134 243V244H133ZM176 243H178L177 245H176V247L174 246L173 247V245H175ZM184 243V244H183ZM228 243V244H227ZM5 244V245H4ZM28 244V245H27ZM54 244V245H53ZM62 244V245H61ZM87 244V245H86ZM94 244V245H93ZM123 244V245H122ZM168 244H169V246H168ZM172 244V245H171ZM8 245V246H7ZM38 245V246H37ZM44 245H45V247H44ZM59 245H61L60 246V248H62V249H60L59 248ZM69 245V246H68ZM80 245V246H79ZM81 245H83V247H81ZM97 245V246H96ZM100 245V247H105V246H107V249H103V248H99L98 246ZM115 247H114V246ZM116 245H119V248H118V246H116ZM149 245H150V247H149ZM162 245V246H161ZM9 246H10V248H9ZM30 249V250H28V248ZM85 246V247H84ZM88 246V247H87ZM111 246H112V250H111ZM121 246H122V248H121ZM128 246V247H127ZM177 246H179L178 248L179 249H182V252H181V250H179L178 248H177ZM182 246V247H181ZM3 247V248H2ZM8 247V248H7ZM68 247V248H67ZM70 247V248H69ZM72 247H74L76 250L74 251V248H72ZM91 247V248H90ZM109 247V248H108ZM119 249H117V248ZM137 247H139V248H137ZM143 247V248H142ZM152 247V248H151ZM171 247V248H170ZM238 247V248H237ZM12 248V249H11ZM27 248V249H26ZM43 248H44V250H43ZM48 248V249H47ZM117 249V251L116 250H114V249ZM129 248H131V249H129ZM170 248V249H169ZM52 249H54V250H52ZM58 249V253L55 251V250H57ZM68 250V252H67V250ZM88 249V250H87ZM96 249H101V251H98L99 252V255H104V254H106V250H107V254H108V257H107V254H106V259L104 260L103 259V257H105V256H103V257H101V258H99L98 259V257H100V256H98L97 255V251H96ZM105 250V252L104 253H101V252H103V250ZM140 249V250H139ZM164 249V250H163ZM238 249V250H237ZM61 250H63L62 251V254H61ZM80 250V251H79ZM85 250V251H84ZM91 250H94L95 251V253H94V251H91ZM110 250H111V253H110ZM129 250H130V252H129ZM178 250V251H177ZM233 250H234V252H233ZM262 250V251H261ZM13 251H14V254H15V256H14V254H13ZM22 251H23V254H22ZM29 251V252H28ZM44 252L45 253V255H44V253H41V252ZM47 251H49V252H47ZM55 251V252H54ZM60 251V252H59ZM83 251V253H80V252H82ZM89 251V252H88ZM125 251H126V253H125ZM131 251H133V252H131ZM148 251H149V253H148ZM167 251V252H166ZM261 251V252H260ZM9 252V253H8ZM31 252V254H27V253H30ZM54 252V253H53ZM90 253V254H87L86 255V253ZM93 252V253H92ZM139 252H141V255L143 254V256H141L140 255V258H138L139 257ZM162 252V253H161ZM181 252V253H180ZM226 252V253H225ZM228 252V253H227ZM263 252V253H262ZM20 254V255H18V254ZM47 253H48V255H47ZM80 253V255H78ZM131 253V254H130ZM135 254L136 255V253H138V255H136V257L137 258H134V256L132 255V254ZM159 253V254H158ZM185 253V252H184ZM22 254V255H21ZM26 254V255H25ZM38 254V256H36ZM40 254V255H39ZM55 254H57V256L55 255ZM59 254H60V256H59ZM64 254V255H63ZM83 254V255H82ZM97 255V256H94V255ZM122 254V255H121ZM124 254H125V256H130L131 257V259L130 258H126V259H129V260H125L124 258ZM17 255V256H16ZM24 255V257L23 258H25V259H22L21 257ZM52 255V256H51ZM73 255V256H72ZM92 255H93V257H92ZM151 255V256H150ZM4 256V257H3ZM44 256V257H43ZM80 256V257H79ZM82 256H84V257H82ZM92 257V259H91V257ZM114 256V257H115ZM132 256H133V258H132ZM169 256V255H168ZM53 257V258H52ZM54 257L55 258H57V261L58 260H60L59 262H57V261H55V259H54ZM90 257V258H89ZM94 257L96 258V260L94 259ZM124 257V258H123ZM145 258V259H143V258ZM159 257H161V258H159ZM167 257V258H166ZM51 258V259H50ZM65 258V259H64ZM76 258H77V261H76ZM79 258H80V260H79ZM159 258V259H158ZM180 258V257H179ZM184 257L182 256V258L181 259H183ZM8 259V260H7ZM32 259V260H31ZM35 259V260H34ZM41 259V260H40ZM83 259V260H82ZM87 259H89V261H91V262H89V261H87L86 262V260ZM93 259H94V261H93ZM116 259H118V260H121V261H116ZM123 259H124V261H123ZM147 259V260H146ZM152 259V260H151ZM181 259H178V260H181ZM254 259V260H253ZM21 262H20V261ZM43 260V261H42ZM46 260H47V262H49V263H46ZM49 260V261H48ZM51 260V261H50ZM75 260V261H74ZM84 260H85V262H84ZM98 260H99V262H98ZM113 260H111V263L113 264L114 262H113ZM143 260H144V262H143ZM146 260V261H145ZM149 260H151V261H149ZM32 261L34 262V263H32ZM45 261V262H44ZM57 262V263H55V262ZM110 261V260H109ZM134 262V263H132V262ZM177 261V260H176ZM175 261V262H176ZM181 261H183V260H181ZM181 261H178V262H176V263H172V264H181ZM52 262H54V263H52ZM77 262V263H76ZM82 262V263H81ZM100 262V264H102ZM146 262V263H145ZM150 262V263H149ZM180 262V263H179ZM96 263V264H97ZM107 263H109L110 264V262H108L107 261ZM106 262H104V264H107ZM183 263V262H182ZM215 263V264H216Z\"/></svg>","mask_w":264,"mask_h":264}]
</instances>
